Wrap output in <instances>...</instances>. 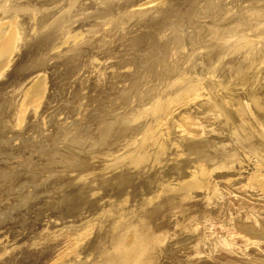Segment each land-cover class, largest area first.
I'll list each match as a JSON object with an SVG mask.
<instances>
[{
	"label": "rangeland",
	"instance_id": "obj_1",
	"mask_svg": "<svg viewBox=\"0 0 264 264\" xmlns=\"http://www.w3.org/2000/svg\"><path fill=\"white\" fill-rule=\"evenodd\" d=\"M27 1H31V0H27ZM32 1H31V3L32 4L36 3L35 6L37 5L39 8L36 6L37 10H34V12H35L34 14L30 13L32 11L24 12L23 13L24 17L21 16L22 18L19 20V21H21L22 19L23 20L25 19L24 21L22 20L23 22L22 21L21 22L23 23L24 26H26V28L28 27V25H27V24H29L28 22L31 23V25H30L31 30L28 28L30 30V32L28 29H26L24 27L25 28L24 32H23L24 39L23 38L22 39H23L25 44H23L24 47H22L18 53V54L21 53L20 55H18L20 57H18V56L14 57V59L12 60V64L9 67V69H7L0 76V249H1L0 250V264H72V263L73 264H79L80 262H81L80 264H83V263L88 264V263H92L97 258H99L98 260H99V262H101V260L104 258V256L106 254L110 255L113 252L112 247L114 246V243L112 244V240H111L113 238L112 236H116L120 232L121 233L124 232L125 234L127 233L126 230L123 231L122 228L117 227V224L115 225V223H114V221H116L115 218L119 215H120L119 216L120 218L121 217L123 218L124 214L126 215L127 213H128L127 215L130 216L131 211L137 212L138 209L140 208V206L142 207L141 198L140 199H137V198L141 197L142 194L140 193L139 196H136L137 198L136 197L132 198V200L134 199L133 201H130L131 198H128L127 202H123L124 197H122L118 200L117 197H115V196L110 197V195H106V194L104 195V194H102L104 192H102L101 190H100L101 192L99 190L95 191V187H94V186H96L95 184L90 185V182H87L86 185L89 189H90V186L93 187L92 188L93 190L91 191V193L89 192V189L87 187L85 189V194L87 193L88 195H90L88 198H89V200L91 199L90 201L88 200V202H90V204H92V205L95 204L96 202L97 203L93 206V209H94L93 212L94 213L88 217L89 219L87 218L89 220L88 221L89 224L88 223H87V225L84 224V221L87 220V219H85V220H82L83 221L82 226L85 228V225L87 227L88 225L93 224L95 227L92 225L93 226L91 229L92 232L90 231L89 238L85 242H83V244L80 246V248L78 249V251L75 255H70L67 258L65 257L61 261L59 260L60 257L62 256V252L67 248L66 242L63 239H61V237L64 235V233L70 227H73L75 230L77 229L76 227H78L79 230L81 229V225L80 224H78L79 226L77 225L78 222L73 224L75 227L67 224L68 222L72 221V219H70L72 217L66 216V211L64 210L66 208V205H65L66 203L63 202L64 201L63 196L65 193H68V192H71L74 190L78 191V188H79L78 185L81 182L79 180L80 178H77L76 176L78 175V171H81L82 169H84L85 172H89V171H92V169H94L93 172L94 173L98 172L97 174L100 173L99 175L103 176L104 180H115L114 179V178H116L115 176L119 175V173L117 174V172H121V174L124 173L123 175L125 177H127L128 180L130 179L129 180L130 182L135 181L138 183L141 180V182L143 183V180H144V182L146 181V184L148 186L150 185V188H152L155 191L157 190V192L154 191V193H151L150 195L145 196L146 198L148 196L150 198L151 197L154 198V197L158 196V198L155 199V202L153 200L152 206H150V205L148 206L149 210L152 209V210H150L151 213L149 212V210L146 209V213H145V211H143V213L140 212L141 215L139 216V218H141V217L144 218V216H146V215H147V217L149 216V219L152 217L153 219L148 220L150 225L148 224V221H147V224L150 226V230L154 231V232L156 230H158L156 232H158V233L160 232L164 236L163 243L161 242V244H160L162 248L160 247L159 250H156L155 254L159 255V258L161 256H163L165 259L163 257H161V259L158 258V261H159L158 264H166V263L167 264H194V263L195 264H264V243H263L264 237L261 238L262 241L259 240L261 237V236H259L260 235L259 232L262 231L260 226L264 225V223L262 222V221H264L263 220L264 219V214H263L264 211H262V209L260 211V213L262 212L263 215H261L260 213L257 214L258 212H256L257 218H255L256 222L255 221L254 222H255L256 226L260 229H258L256 227L257 231H254V229H252L253 230V232L251 231L252 233L247 231V229L244 230L246 233H251L249 235L254 236L252 241L259 242L258 246L251 245L247 242L244 243L243 239L239 238L238 236L229 235L227 233V229H228V227L230 228L231 226L234 228L237 227V229H240L239 226H236L237 224L235 223V221L232 220V218L241 217L242 221L244 219V222L245 221L248 222V220H250V218H252V216H251L252 214L251 215H250V213L249 214L247 213L248 215L246 214L247 217H249V219L244 218L242 214H234L235 213L234 209L237 207V203L235 204V202L233 200H231L230 198H229L230 200H226V201H228L227 203L225 200H222V201H217V203H215L216 205L215 204L213 206L211 204L208 205V203H206L205 201H202V199H200L201 196L199 195V193L196 189L195 190L197 192L195 190L193 191V189L190 190V189L185 188L184 182H183L185 180L184 179L185 177L183 174H182L183 177L180 176L181 173L184 172V174H185V171L189 170V168L192 166L191 164H197L198 162L201 163L204 161L205 162L207 161L206 163H210V162L211 163H213V162L223 163V161H224V163H225L227 160H229L227 156L230 157V155H226V158L224 157V155L227 154V152H228V150H226V148H225L226 142H224V141L226 139H224V137L220 136V138H219L220 141L217 140L218 139L217 138V139H214V140H217L214 142H212L213 140L210 139L209 141L212 142L211 145L206 143V141L205 142L201 141L202 143L201 142H195L193 144H189V145L187 144L188 146L186 145L185 147H181L180 151L178 153L181 154L182 157L180 156V158H182L183 160L180 158H177V159L171 161L172 165L170 164V162H167L168 163L167 165H164L163 162H162L163 163L162 164L160 161L161 160L163 161L165 159V156H163L164 158L162 157V159H159V161L157 163V166L163 165V168L161 167V170H160L159 166L158 167L156 166V163H155L156 160L154 158H153L154 160L152 159L151 153L153 154V149L150 148L151 146L150 145L148 147L144 146L146 149L147 148L150 149L151 153L147 154L149 152L146 153V151H149V150L148 149L146 150L142 145H140V144H142V142H143V145L147 144V142H145V139H144V135H146V131L148 130L146 128L154 125V124H152L150 117L147 116L148 114L146 115L145 109L148 108L149 102L152 100L153 101H155V100L160 101L162 98H164L160 102H162V103L165 102V100L169 96V92L173 89L172 86L175 87L176 85L179 84L178 81L180 82V80L176 79L178 74H184L185 76L182 80H185V79L189 80L190 79L191 82H195V83H192L195 86H198L200 82L203 83V84L200 83L201 88H202V85H204L203 80L205 79V83H207V82L208 83L205 84L206 86L204 85V87H203L204 90H207V87L210 85L209 87L212 86V88H209V87L208 88L211 92L213 90L215 94L217 92H219V94L220 93L223 94V92H224V94H226V90H227L226 88L227 87L224 86V82L220 79V77L218 78L219 79L218 80L217 77L215 75H213L212 73H213L214 69L215 70L218 69V70H222V71L224 69L225 70L227 69V71L224 70L225 71L224 73H228L229 68H230L229 70L231 71L234 69H238L240 67L241 68L246 67L248 62H250V60H252V59H250L252 50H251V52H250V50L248 51L249 56H247V57H248L249 61L246 60L247 59L246 55H248L247 52L245 54L246 59L243 57L244 53H245L243 50L244 49L243 47H244V44L246 42H243L242 39L240 38V36L245 35L247 33H250L251 31H256V30L261 31L262 29H263V31H261V32L264 34V19L263 20L261 19L262 18L261 16L264 17V8H263L264 7V0H229V1L228 0H224V1L223 0H172V1L171 0H163V1L162 0H61V1L60 0L59 1L58 0H52L53 3L51 2L50 3L51 5L48 4L50 2V0H47V1L46 0H38V2H37V0H35V1L32 0ZM41 1H43V2L46 1V2L43 3ZM54 1H56L57 4L54 3ZM64 1H65L66 5H64V3H63ZM225 1L228 4L225 3ZM27 3H25L26 6H28ZM59 3H61V4H59ZM235 3L238 4L239 6L241 5L242 7L235 5ZM241 3H244L245 5H243ZM39 4L41 5V7L39 6ZM45 4H47V6ZM223 4H224V6H223ZM249 4L251 5L252 10L249 9V7H250ZM259 4H260V6H259ZM62 5H64V6H62ZM230 5H231V10H230ZM246 5L249 9V12L252 11L250 14L249 13L247 14L246 10H248V9H246L247 8ZM262 5H263V7H262ZM59 6H60V8H59ZM61 6L63 8L65 6L66 7L63 9ZM234 6L237 8H235ZM42 7H43V9H42ZM238 7L241 8L240 10L242 12H240V10H238L239 9ZM253 7L255 8V10H258V12L255 11V14H254V8ZM261 7H262V9H261ZM51 8H53L54 11ZM39 9H40V11H38ZM62 9H63V11H62ZM242 9H244L245 13L243 12ZM59 10L61 11L60 13H58ZM217 10H218V13H217ZM219 10H221V11H219ZM223 10H225V11H223ZM232 10H234V12ZM50 11H52V14H50L52 17L50 15H47L50 13ZM222 11H223V14H222ZM227 11H228V13H227ZM260 11H261V13H259ZM53 12L54 13L56 12L57 14H54ZM225 12L229 15L225 14ZM230 12H232V13H230ZM238 12H240V14ZM256 12H257V14L259 13L258 16L261 15V16H259L261 20L260 19L258 20V16L256 15ZM41 13L42 14L44 13L45 15H47L48 16L47 19L48 18L49 19L47 20L46 18H43L45 15L42 16ZM112 13L113 14L116 13V14H114V17L112 15ZM119 13H121V14H119ZM36 14H38V16ZM109 14L111 15L112 18H110ZM136 14H137V16H136ZM28 15H29V17H28ZM32 15H34V16L30 17ZM107 15H109L108 17L110 19L107 17ZM216 15H217V17H220V15H221L222 17H225V18L223 19L221 17V18H219L221 20H218ZM254 15H256L257 17ZM116 16H118V17H116ZM247 16H248L249 20H250V18H254V19H251L249 21ZM251 16H254V17H251ZM59 17H61V18L63 17L64 20L62 21L61 25L57 28L58 31H56L54 34H52L50 37H48L45 40L43 39L44 37L39 38V35H41V33H42V29H45L46 26L50 25L49 23L51 21H53V20L56 21L57 19H59ZM232 17H234V18H232ZM32 18H34V19H32ZM51 18H53V19H51ZM106 18H108V19H106ZM117 18H118V20H117ZM120 18H122V19H120ZM245 18H246V20H245ZM214 19L215 20L217 19V20L215 21ZM255 19H256V21H255ZM35 20H37V21H35ZM42 20H43V22H42ZM48 21H50V22H48ZM113 21H115V22H113ZM211 21H212V23H211ZM241 21L244 22L245 25H243ZM257 21H259L258 25L256 24V23H258ZM36 22H37V24H36ZM110 22H112V23H110ZM250 22H252V24ZM99 23H100V25H99ZM253 23L257 26V28H256V26H254ZM38 24L40 27L37 26ZM232 24L236 25L237 28L232 26ZM239 24L240 25L242 24V25L240 26ZM107 25L109 26V28ZM259 25H260V27L261 26L262 27L259 28ZM34 26H35V28H34ZM242 26L246 30L247 29H249V30L245 31ZM248 26H250V27L246 28ZM41 27H44V28H41ZM65 27H66L67 36H68V33L69 34H72V32L77 33V34H79V36L81 35L79 37V39L81 41L78 39L75 42L73 40H69L68 41L69 43L73 41L72 43H74V44H72V43L69 44L67 42V44H68V46L66 45L67 47L65 45H63V46L60 45L61 48L62 47H65V48H62V49L59 48L57 50H54L55 49V46H54V48L51 49L53 44H54V41L56 39L55 37L59 34L60 29L65 28ZM90 27L97 28V29H93V28L91 29ZM72 28H73V31H71ZM68 29H69V31H68ZM76 29H77V31H76ZM86 29H88V30H90V32L91 31L92 32L90 33L88 31V33H87ZM82 30H84V31H82ZM32 31H34V32L32 33ZM123 32H124V34H123ZM245 32H247V33H245ZM240 33H242V35ZM84 34H86V35H84ZM90 34H92V35H90ZM263 34L260 35L261 36L260 39L258 38L259 42L261 43V41H262V43L261 44L259 43L257 45L258 48H261V46H262V49L264 48V40H263L264 37H262V36H264ZM31 35H32V38L29 39V37H31ZM87 35H89V36L87 37ZM238 35H239V37H238ZM248 36L245 35L244 37H246V39H247ZM40 37H42V36H40ZM119 37L121 39H119ZM220 37H222V39ZM91 38H93L94 40ZM135 38H136V40H135ZM106 39H108V40H106ZM226 40H230V41L232 40V41L231 42L228 41V42H230V44L228 45V42ZM234 40H236V42ZM78 41H80V42H78ZM133 41H135L136 44ZM218 41L220 42V44ZM241 41H242V43H241ZM115 42H117V43H115ZM186 42H188V43H186ZM233 42H235V43H233ZM113 43H115V45ZM210 43H212V44H210ZM221 43H222V46H220ZM154 44H156V45H154ZM192 44L194 47L192 46ZM214 44L217 46L215 47ZM238 44H241L240 46L242 48L240 46L238 47ZM242 44H243V46H242ZM185 45H187V46H185ZM196 45L198 47H200L199 49H197L199 52L202 50L201 48H203L204 53L207 52V50H210V48L211 49L213 48V50L215 49L213 51L214 53L211 50V51L207 52V55H206V53L201 55L203 53V51H201L199 53L195 49V48H198ZM207 45L208 46L210 45V47H207ZM234 45H235V47H234ZM154 46H155V48L157 47V50L154 49ZM202 46H205V47H202ZM219 46L221 49L223 48V50H221L219 48ZM165 47L169 48L170 50L172 49V50L170 51L168 49H165ZM183 47L187 51V52L185 51L186 54L183 53L185 50ZM217 47H218V49H217ZM108 48H110L109 51H108ZM159 48H161V49H159ZM192 48H193V50H192ZM205 48H206V50H205ZM229 48L231 49V51L229 50ZM162 49H165V50H162ZM187 49L188 50L191 49V50L188 51ZM216 49H217V51H216ZM224 49H225V51H224ZM238 49L239 50L241 49V51L239 52L240 54L238 53V51H239ZM51 50H53V51H51ZM58 50H60V52ZM173 50L178 51V52H174ZM180 50L183 51V52L181 51L183 54L181 52H179ZM234 50L235 51L238 50V51L235 52ZM50 51L52 53H50ZM163 51H166L167 56H166V53ZM167 51H170V52L168 53ZM193 51L196 52L195 55L192 53ZM215 51H216V53L219 51V53H217L218 57H216ZM47 52H49V53H47ZM220 52L221 53L227 52L230 55L226 53V55L224 57V56H222V54ZM170 53H171V55H175V56H173L175 58H173L171 55L168 56V54H170ZM47 54H49L48 55L49 57L52 54L53 55L51 56L50 59H48ZM64 54H66V55H64ZM157 54H159L158 56H160V57H158ZM178 54H179V56H178ZM180 54L182 56V59L185 60L183 64H182L183 61L180 58ZM198 54H200V56ZM183 55H185L184 57H186V59L183 58ZM253 55H256V54H254V52H253ZM96 56H98V58H96ZM176 56H177V58L178 57L179 58L177 59ZM189 56H191L190 57L191 59L188 58ZM198 56H199V58H198ZM206 56H210V57L206 58ZM220 56L222 59L220 58ZM233 56H234V59H233ZM104 57L105 58L108 57V58L105 59ZM170 57L173 59L172 60L169 59ZM194 57L197 60L194 59ZM109 58L113 59V60H109ZM201 58L204 60H202ZM223 58L224 59L226 58L227 60H229L231 58V60H233V61H230V63L225 64L226 59L224 60ZM93 59H94V61H93ZM144 59H146V61ZM166 59H168L169 61H166ZM176 59H177V61H176ZM200 59L202 61L198 62ZM219 59H220V61H219ZM99 60L100 61L102 60L103 64H105V62H106V65L104 68H103L104 65L103 66L101 65L102 61H101V63H99L100 62ZM114 60H115V62H114ZM173 60H175V61H173ZM214 60L219 61L221 63H219V62L214 63ZM243 60L247 61V62H244ZM86 61H90L89 64ZM112 61H113V63H112ZM137 61H138V63H137ZM139 61L141 63H139ZM195 61L200 66L197 65L195 63ZM85 62H86V64H85ZM107 62L108 63L111 62V63H109L110 66L107 65L108 64ZM127 62H129V63L125 64ZM143 62H145V63H143ZM158 62H160V63H158ZM162 62L164 63V65L161 64ZM167 62H169V63H167ZM174 62L181 63V64H179L180 67L178 66V64H176ZM202 62H203V64L201 65ZM209 62H210V64H209ZM231 62H233L234 65ZM95 63L97 65L100 64L101 66L100 67L98 66V67L100 69L102 68L103 70L101 69L102 71L100 70V72H98L99 68L97 67V65ZM240 63L241 64L243 63V65H241ZM111 64H112V66H111ZM123 64L126 65V67L123 66ZM135 64L137 65V67ZM138 64H140V65H138ZM195 64H196V67H195ZM204 64H206V65L204 66ZM114 65H117V66L113 67ZM118 65L121 69L123 66V69H122L123 71L119 70ZM131 65L133 67H131ZM145 65L149 66V67L147 68ZM155 65H157V66L159 65L158 68L161 66L160 67L161 72L159 71V69ZM170 65H172V66L174 65V67H171ZM182 65H184V66L182 67ZM191 65H193V68ZM208 65H211V66H208ZM262 65L263 64H260L259 67H261ZM107 66H109L111 68H109ZM128 66L131 67V70L127 69V68H129ZM164 66L165 67L167 66V67L164 68ZM169 66L172 68L170 73L168 72L171 69V68L169 69ZM227 66H229V67H227ZM45 67L48 70V77H49L50 83H51L50 85L53 84L52 85L53 87L52 86L50 87L51 93H53V94H51L50 101L47 103V105L44 107V109L43 110L41 109L40 111H38V114H40V113H42V114H40L38 116L36 115L37 117L36 116L33 117L32 118V120L34 119L33 121L32 120L27 121L29 119L28 118L29 113H28V116L26 115V117H25L24 124H22L19 128L16 126V124H14L15 123V121H14V108H13V104H11V98L13 96H15L16 93L18 92V89L22 88V86L26 83V81H27V79H28V77L32 71H34L35 69H39V68L45 69ZM175 67H177V68H175ZM184 67H186V69ZM89 68H93V69L90 70ZM114 68L115 69L117 68L116 71L114 70ZM156 68L158 69V72H160V73H158L157 71L155 73V70H157ZM195 68H196V70H195ZM80 69H82V71ZM84 69L86 70V72ZM144 69L146 72H144ZM205 69H208V70H205ZM209 69L211 71L212 70L213 71L211 72ZM88 70H89V72H88ZM105 70H107L108 72H106ZM113 70H114V73H113ZM151 70H152V72L149 73V71H151ZM166 70H168V71H166ZM199 70H200V72L201 71L203 72V70H204V72H203L204 74L199 72V77L201 79L197 77ZM118 71L121 73H119ZM172 71H174V72H172ZM179 71L180 72L182 71V73H180ZM186 71H189V72H186ZM208 71H210V73H207ZM101 72H103L104 77L102 76L103 74ZM183 72H185V73H183ZM89 73L91 74L90 76L88 75ZM109 73L110 74L112 73L114 75V76L111 75L112 76L111 78L109 77L110 80H109V78L108 79L106 78L107 76H109ZM127 73H128V75H127ZM186 73H187V75H189L191 73L189 76L190 77L192 76V77L190 78L189 76L186 75ZM166 74H167V76H166ZM168 74H169V76H168ZM171 74H174V75H171ZM193 74H194V76H195V74L197 75V76H195V79L193 77ZM207 74H210V75L208 76ZM95 75L97 76V78ZM121 75L125 76V77L127 76V77H126V79H124L125 77H123V78L120 77L119 78V79H121L120 80L121 83H120V82H118L117 76L119 77ZM87 76L90 77V78H88V79H91L90 81H93L95 83L96 87L93 85L94 84L93 82H89V80L88 81L85 80L87 78ZM128 76L130 77L129 78L130 80L128 79ZM205 76H206V78H205ZM212 76L214 79L212 78ZM203 77H204V79H203ZM74 79H75V81H74ZM103 79L107 80L106 83H104ZM114 79H115V83H116V84L114 83L115 85H113V83H112V82H114L113 81ZM123 79L126 82H124ZM173 79H175V81ZM192 79H193V81H192ZM207 79H209V80H207ZM80 80L83 81L84 85L82 84V81H80ZM212 80L213 81L216 80V81L212 82V83L210 82L211 83L210 84L209 81H212ZM86 81L89 84L90 83H92V84L89 86V84L88 85L86 84L87 83ZM96 81H97L98 85H96ZM216 82L218 83L217 85L219 87H220V85H222V86L219 88L216 85ZM79 83L81 84V86H83V89L81 86L78 88ZM166 83H168V84H166ZM102 84H103V89H101ZM107 84H108V86H107ZM137 84H139V85L137 86ZM196 84H198V85H196ZM100 85H101V87H100ZM110 85L112 86V88ZM159 85H161V86H159ZM166 85H167V87H166ZM170 85H171V88H169ZM200 85L198 86L199 88H200ZM74 86H75V88H73ZM106 86H107V88H106ZM141 86H142V88H145V89L143 90L141 88ZM158 86L160 88H162L163 91ZM162 86H164V87H162ZM214 86L216 87V89ZM59 87H61V88H59ZM104 87H105V90H104ZM113 87H114V89H113ZM155 87H157L156 88L157 90L155 89ZM116 88H117V90H116ZM136 88H137V90H136ZM138 88H139V90H138ZM140 88L142 89L141 90L142 92L140 91ZM163 88L165 89V91ZM221 88H225L226 90L221 89ZM59 89H60V92L58 91ZM95 89H97V90H95ZM151 89H152V91H151ZM50 90H49V92H50ZM100 90L101 91L103 90V91L101 92ZM118 90H120L121 92ZM129 90L131 93H128ZM209 90H208V93H211ZM215 90H217V91H215ZM222 90H224V91H222ZM134 91H135V95L132 96L134 94ZM137 91H140V92H137ZM161 91L164 95L161 93ZM92 92H94V94ZM118 92H120V94ZM124 92L126 94L127 93L128 94L125 95ZM149 92H151V94L145 96L147 93L149 94ZM155 92H158L157 93L158 95L154 94ZM81 93L83 94V96ZM143 93L145 94L144 96H143ZM179 93L181 94L182 91L175 92L176 95L173 94L174 96L171 95V96H169V98L177 97L178 95H180ZM211 94H213V92ZM123 95L125 97H123ZM154 95L157 99L156 98L154 99ZM85 96H88V97H85ZM98 96L100 98H98ZM120 96L124 100H122L120 98ZM95 97L97 98V100ZM130 97H131V100H130ZM146 97H147V100H146ZM93 98H94V100H93ZM125 98H127V99H125ZM100 100L102 102L101 104L99 103ZM145 101H146V103H145ZM84 106H91L92 108H94V109H91V111L89 113L90 116H88V117H93V118L96 117L95 120L88 122L87 120L89 118H84V120L86 119L85 121H87V122H85L83 119H81V117L79 116L78 113L80 112L81 108ZM180 110H175L176 112L174 111L173 113L176 114L177 111L179 112ZM135 116H136V118H135ZM26 118H27V120H26ZM130 119H132V120L130 121ZM56 120H58L60 123L58 121L56 122ZM63 121L66 123V125L64 124ZM29 122H30V124H29ZM52 122L53 123L56 122L55 123L56 125L53 124ZM43 123L45 125H43ZM67 123H68V125H67ZM58 124H60V125L58 126ZM148 124H149V126H147ZM130 125H132V126H130ZM145 126H147V127H145ZM112 129H113V131H112ZM108 131H109V133H108ZM113 132H114V134H113ZM119 133H120V135H119ZM142 133H144V135ZM92 134H94V136ZM107 134H108V136H106ZM91 135H92V138H91ZM63 136H65V137H63ZM97 136H99V137L97 138ZM61 137H63V138H61ZM139 137L141 139L140 141L138 140ZM131 138L135 140V142H133L134 144L132 143L133 140ZM142 138L144 139V141L142 140ZM221 138H222L223 142L221 141ZM86 139H88V140H86ZM126 139H127V142H126ZM136 139L138 140V142L136 141ZM83 140H85L87 142L89 141L91 143H88L89 145H87L86 143L82 142ZM116 140H118V141H116ZM119 142H121V143H119ZM199 143H201V144L199 145ZM217 143H221V144H217ZM117 144H120V145L122 144L121 146L123 147V151H122V149H121L122 147L120 145H118V147H117ZM126 144H129V145H127L128 147L124 146ZM130 144H132L133 147ZM202 144H204V145L207 144V145H205L203 147ZM214 144H216V145H214ZM90 145H92V147ZM109 145L112 146L113 148L112 147H110V149H109V147L107 148V146H109ZM134 145H137V147ZM197 145L199 146L198 151H197V148H198ZM212 145H214L215 147L214 146L211 147ZM220 145H222L224 147V149ZM189 146H190V148H189ZM206 146L208 149H205ZM216 146H218V147H216ZM247 146H251V145H247ZM247 146H244V150H242V152H244L246 154L251 152L252 153L251 155H254L255 154V147L252 146L254 149V151H253V149L251 147L249 150L248 149L249 147L247 148ZM51 147H53V148H51ZM129 147H131V148H129ZM134 147H136V149H134ZM139 147H140V150L141 149L143 150V153H142V151L140 153L141 154H147L148 156L147 155H144V156L141 155L138 152V151H140ZM191 147H193V149ZM209 147H211V148H209ZM124 148H126V149L129 148L128 150H130V149L131 150L129 152H127L128 150L125 149L126 150V153H125ZM186 148L188 149V151L184 150ZM215 148H216V150H215ZM181 149H182V151H181ZM217 149H219V150H217ZM133 150H138V151L133 152ZM201 150H203V152H201ZM223 150H225V151H223ZM119 151L122 152L123 156L121 155V152H119ZM196 151L201 154V155L199 154L198 156L203 157V158L205 157L204 160L201 161L202 158H200V157H198L200 159V160H198V158H197L198 153ZM100 152H103V153L100 154ZM188 152H190L192 154H189ZM217 152H218L219 156H221L220 158L218 157L219 158L218 161H217L218 154H216ZM48 153H50V154H48ZM93 153H94V155H93ZM124 153L126 154V157H124V155H125ZM129 153L130 154L132 153L130 156L131 160L129 159L130 161L128 160L129 155H130ZM137 153H139V154H137ZM185 153L186 154L188 153V154L186 155ZM207 153H208V157H207ZM111 154H114V155L112 156ZM213 154H214V156H213L214 159L212 157ZM102 155H103V157H102ZM190 155L193 156V158L190 157ZM210 155L212 157V158L210 157L211 159L209 158ZM98 156L103 161L99 160ZM145 156H146V160L144 159ZM122 157H124V161L127 159L126 160L127 162H124ZM88 158L90 161H88ZM134 158L135 159L137 158L135 160V162H139V163H138L137 167H135L136 165L133 166L134 169L132 170L133 171L132 172L131 171L132 168L130 165H134ZM148 158L149 159L151 158L150 162L148 161L149 160ZM189 158H192V159H189ZM206 158L210 159V162H208L209 160H206ZM85 159L87 160V163H85V161H86ZM138 159H140V160L138 161ZM178 159H180V160H178ZM110 160H112V161H110ZM114 160H115V162H114ZM141 160H145L146 161L145 163L148 162L147 164H145V167H143L144 165H142V164H144L143 163L144 161H141ZM184 160H186V161H184ZM190 160L192 161V163ZM214 160H216V161H214ZM174 161H175V163L176 162L177 163L175 164ZM116 162H118V163H116ZM130 162L133 164H130ZM153 162L155 165L153 164ZM193 162H195V163H193ZM75 163H76V165H75ZM127 163H128V165H127ZM184 163L186 164V166ZM87 164L89 165V167L87 166ZM91 164L94 166L93 167L90 166ZM107 164H108V166H106ZM112 164H114V165H112ZM148 164L150 166H148ZM188 164H190V166L187 167ZM126 165H127V167H129V166L130 167L127 168ZM140 165H142V166H140ZM178 165H180V167ZM182 165H183V167H182ZM104 166H105L104 170L107 169L105 172H103V169H102ZM109 166H112V167L110 168ZM123 166H124V169H123ZM172 166H175V167H172ZM118 167H119L120 171H119V169L117 170ZM147 167H148V169H149V167H151V168L156 167L157 169L156 168H155V170L153 169L152 172L153 171H155V172L152 173V172H150L151 171V168H150L149 169L150 175H149V173L147 171L148 169H146ZM135 168H136V170H135ZM143 168H145V169H143ZM173 168H175V169H173ZM75 169L77 170V173L74 172V171H76ZM101 169H102V171H101ZM137 170L139 171V173H136V172H138ZM108 171H110V172H108ZM175 171H177V172H175ZM85 172H83V173H85ZM102 172L104 175L102 174ZM111 172H116V174L115 173L113 174ZM129 172L134 175L133 176L131 174V176H133V177H135V175L138 174L136 176L137 179L131 177ZM169 172H170V174H172V177L169 174ZM24 173H25V175H24ZM79 173H81V172H79ZM140 173H141V175H140ZM173 173L174 174L180 173V174L173 175ZM156 175H157V178H155ZM160 175L163 178H165V177L166 178H173L174 176H177V177L180 176L181 179L179 178L180 180L178 179L177 181H175V183H173V185H171L172 187H170L169 189L167 188V190H166L165 187H167L168 182L167 181L166 182L161 181L162 178L159 179ZM138 178H140V179H138ZM153 178L155 179V181L157 180V182H155ZM66 180H68V181H66ZM152 180H153V182H152ZM153 183H156L157 185L153 184ZM180 183L183 184V187H182V185L180 186ZM152 184H153V186H152ZM154 185H156V188H158V189L153 188V187H155ZM176 185H178L180 187H178ZM173 187H178V188L174 189L175 190L174 192L179 193V191H180L179 195L181 197L183 196L182 199H181V197H179L178 194H177L178 198L173 197V195H172ZM70 188H71V190H70ZM171 188H172V190H171ZM161 189H163L162 190L163 192H160ZM180 189H183V190H180ZM184 190H186V191H184ZM127 191L130 192L131 190L127 189ZM168 191H169V193H168ZM239 191H240L239 192L240 194L249 195L248 192H245L243 190L242 191L239 190ZM181 192H183L182 195H181ZM97 193H98V195H97ZM160 194H162V195H160ZM196 194H197V196H195ZM81 195L83 196V193ZM94 195H95V197H94ZM103 196H104V198H103ZM107 196L109 197V199ZM160 196L162 197V199ZM184 196H185V198H184ZM114 197L116 198V200ZM142 197H143V195H142ZM188 197H190V198H188ZM193 197H194V199H192ZM135 198H136V200H135ZM153 198H151L150 200H152ZM111 199L113 200L112 202H111ZM188 199L189 200L191 199V200L189 201ZM196 199H198V200H196ZM243 199L248 200L246 198H243ZM138 200H139V202H138ZM194 200L196 201V203ZM162 201H165L166 203H168V204H166L168 206L165 207L166 205H160L161 204L160 202H162ZM179 201H180V204L177 203ZM98 202H99L100 206H99ZM101 202H102V204H101ZM113 202L115 204L116 203H118V204L115 205ZM122 202L124 204H122ZM170 202H171V205H169ZM219 202H221V203H219ZM135 203L136 204L138 203V204L135 205ZM158 203H159V205H157ZM108 204H110V205H108ZM126 204H127V206L129 205L127 208H126ZM175 204H176V206H175ZM228 204H230L231 209L235 207L234 209H232L234 211L230 212V211H228V209H226V208H228ZM122 205H124L125 207H123ZM155 205H157L159 209ZM223 205H224V207H223ZM232 205H234V206L232 207ZM133 206L135 208H133ZM137 206H139V207H137ZM169 206H171V207H169ZM108 207H109V209H108ZM113 207H115L116 210ZM155 207L157 208V210L155 209ZM161 207L162 208L165 207V209H161ZM118 208H119V210L117 213ZM122 208L123 209L125 208L127 210V212H125L126 210H123ZM153 209H155V210H153ZM216 209H217V211H216ZM226 210H227V212H226ZM83 211L84 210H82V212H80V214L82 213V215H85L84 213H87V212H83ZM147 211L150 214H148ZM157 211H159V212H157ZM108 212H109V214H108ZM113 212L115 213V216H114ZM153 212H154L153 215H155L154 217L152 216ZM165 212L166 213L169 212L170 214L169 213L166 214ZM58 213H60V214H58ZM143 214H145V215L143 216ZM157 214H158V217H157ZM58 215L61 218L63 216L64 217L61 219V218H58L59 217ZM138 215H139V213H138ZM138 215L135 214L133 216L134 219L132 218L131 221L136 220L135 222L138 223L139 222ZM94 216H95V218H94ZM160 216H162V217H160ZM211 216L213 218H211ZM219 216H223V217L220 218ZM75 217H77V216H75ZM78 217H80V216H78ZM261 217H263V219ZM65 218H67V219H65ZM77 218H76V220H77ZM93 218L97 222L94 221ZM128 218H131V216ZM160 219H161V221H160ZM209 219H210V221H208ZM228 219H230V220H228ZM169 220H173V221L169 222ZM152 221H154V222H152ZM207 221H208V223H207ZM257 221H259V223ZM158 222L160 225L158 224ZM260 222H262V224ZM175 223H177V224H175ZM230 223H232V224H230ZM228 224H230V226ZM62 225L64 228L62 227ZM98 225H99V228L96 227ZM58 226H60L59 227L60 230L58 229ZM101 226H102V228H101ZM157 226H158V229H156ZM164 226H166V227H164ZM179 226H182V227H179ZM195 226H196V228H195ZM61 227L63 229H65V228H67V229L62 230ZM83 227H82V229H83ZM153 227H154V229H153ZM96 228H97V230H96ZM93 229H94V231H93ZM98 229H99L100 233H102V235L101 234L98 235V233H99ZM102 229H104L103 232H101ZM194 229H196V230H194ZM58 230H59V233H58ZM61 230H62V233L64 231L63 234L61 233ZM84 230L85 229H83L82 231H84ZM105 230H106V232H105ZM263 230H264V226H263ZM76 231H78V230H76ZM96 231H97V233H96ZM108 231H110V232H108ZM112 231H114V232H112ZM241 231H242V229H241ZM200 232H202V233H200ZM238 232H239V230H238ZM43 233H45V234H43ZM108 233H109V235H108ZM94 235H97V236H94ZM193 235H194V237H192ZM110 236H111V238H110ZM190 236L192 238H190ZM90 237H92V238H90ZM256 238H258L257 239L258 241L256 240ZM164 239H166V240H164ZM199 239L201 241H199ZM192 241H195V242H192ZM219 242H220V244H224L225 248L222 246L220 247V244H218ZM225 243H226V245H225ZM260 243L261 244L263 243V244L261 245ZM105 244H106V246H105ZM187 244H188V246H187ZM192 244L193 245L197 244L198 246L197 245L193 246ZM111 245H112V247H109ZM200 245H201V247H200ZM227 245H230L231 247L227 246ZM19 246H20V248H19ZM98 246H101V247L98 248ZM226 246H227V248H226ZM95 247H97V248L94 249ZM193 247L195 250L193 249ZM195 247H197V249ZM100 248L102 249V251ZM229 248H231V250ZM105 249L107 251L104 252V255H102L103 254L102 252L105 251ZM168 249H169V251H167ZM171 249H173V250L170 251ZM81 250H82L81 253L86 252L87 254H80L81 255L80 256L79 253ZM159 251H160V253H159ZM94 252H96V253H94ZM206 252H209V253H206ZM163 253H164V255H163ZM202 253H204V254H202ZM170 254H172V255H170ZM89 255H90V257H93V256L95 257V258H93L94 259L93 261H91L92 259L89 257ZM206 255H207L208 259H207ZM174 256H177V257H174ZM86 257H88V259H85ZM82 258H83V260L84 259L85 260L84 261L81 260ZM230 259H232V260H230ZM259 259H261V260H259ZM98 260H95L93 263H98ZM77 261H80V262L78 263Z\"/></svg>",
	"mask_w": 264,
	"mask_h": 264
},
{
	"label": "bare ground",
	"instance_id": "obj_2",
	"mask_svg": "<svg viewBox=\"0 0 264 264\" xmlns=\"http://www.w3.org/2000/svg\"><path fill=\"white\" fill-rule=\"evenodd\" d=\"M32 1V0H31ZM31 1H27V0H0V76L7 70V69H9V67L11 66V64H12V60L14 59V57H16V56H18V55H20V54H18L19 53V51L21 50V48L22 47H24L23 46V44H25L24 43V41H23V39H24V35H23V32H24V29L26 28V26H24L23 25V21L25 20H21V21H19L22 17L21 16H23V13L24 12H27V11H32V12H30V13H35L34 12V10H37L36 8L38 7L37 5V7L35 6V4L33 3H31ZM35 1V0H34ZM47 1V0H46ZM46 1H44V2H46ZM59 1V0H58ZM61 1V0H60ZM163 1V0H162ZM172 1V0H171ZM224 1V0H223ZM229 1V0H228ZM28 2V3H27ZM33 2V1H32ZM37 2H38V0H37ZM41 2H43V1H41ZM43 2V3H44ZM49 2V1H48ZM47 2V3H48ZM52 2V0H50V2L48 3V4H50ZM150 2V1H149ZM148 2V3H149ZM153 2V1H152ZM165 2V1H164ZM216 2V1H215ZM231 2V1H230ZM243 2V1H242ZM247 2V1H246ZM249 2V1H248ZM25 3H27V5L28 6H26V4ZM53 3V2H52ZM54 3H56L57 4V2L56 1H54ZM64 3V5H66L65 4V1L63 2ZM67 3V2H66ZM154 3V2H153ZM161 3V2H160ZM219 3V2H218ZM223 3V2H222ZM221 3V4H222ZM225 3H227L226 1H225ZM31 4V5H30ZM55 4V5H56ZM59 4H61V3H59ZM68 4V3H67ZM158 4V3H157ZM228 4V3H227ZM240 4V3H239ZM241 4H243V5H245L244 3H241ZM247 4V3H246ZM46 6H47V4H45ZM51 5V4H50ZM64 5H62V6H64ZM145 5V4H144ZM162 5V4H161ZM234 5V4H233ZM235 5H237V6H239L238 4H236L235 3ZM250 5V4H249ZM26 6V7H25ZM39 6L41 7V5L39 4ZM44 6V5H43ZM58 6V5H57ZM61 6V7H62ZM159 6V5H158ZM221 6V5H220ZM223 6H224V4H223ZM257 6V5H256ZM259 6H260V4H259ZM49 7V6H48ZM51 7V6H50ZM54 7V6H53ZM66 7V6H65ZM64 7V8H65ZM138 7V6H137ZM161 7V6H160ZM218 7V6H217ZM235 7V6H234ZM239 7H242L241 5L239 6ZM238 7V8H239ZM246 7H247V5H246ZM262 7H263V5H262ZM262 7H261V9H262ZM39 8V7H38ZM56 8V7H55ZM59 8H60V6H59ZM63 8V7H62ZM63 8V9H64ZM139 8V7H138ZM235 8H237V7H235ZM254 8V7H253ZM264 8V7H263ZM41 9V8H40ZM40 9L38 10V11H40ZM42 9H43V7H42ZM47 9V8H46ZM53 11H54V9L53 8H51ZM63 9H62V11H63ZM225 9V8H224ZM228 9V8H227ZM233 9V8H232ZM241 8H239L238 10H240ZM245 9V8H244ZM244 9H242L243 10V12L245 13V11H244ZM246 9H248V7L246 8ZM249 9H251V5H250V7H249ZM249 9L248 10H246L247 11V14L249 13H251L252 11V9L250 10L251 12H249ZM260 9V10H261ZM144 10V9H143ZM150 10V9H149ZM230 10H231V5H230ZM236 10V9H235ZM43 11V10H42ZM56 11V10H55ZM142 11V10H141ZM219 11H221V10H219ZM223 11H225V10H223ZM223 11H222V14H223ZM233 12H234V10H232ZM255 11H257L258 12V10H255V8H254V14H255ZM262 11V10H261ZM261 11L259 12V13H261ZM37 12V11H36ZM46 12V11H45ZM61 11L59 10V12L58 13H60ZM204 12V11H203ZM237 12V11H236ZM240 12H242L241 10H240ZM240 12H238L239 14H240ZM257 12H256V15L258 16V14H257ZM263 12V11H262ZM29 13V14H30ZM39 13V12H38ZM54 13V12H53ZM217 13H218V10H217ZM221 13V12H220ZM227 13H228V11H227ZM226 12H225V14H227ZM230 13H232V12H230ZM42 14V13H41ZM50 14H52V11H50V13L49 14H47V15H50ZM54 14H57L56 12L54 13ZM114 14H116V13H114ZM114 14L112 13V15H113V17H114ZM119 14H121V13H119ZM118 14V15H119ZM144 14V13H143ZM147 14V13H146ZM221 14V15H222ZM242 14V13H241ZM253 14V13H252ZM263 14V13H262ZM37 16H38V14H36ZM43 15H45L44 13L42 14V16ZM47 15H45L43 18H46L47 19ZM110 15V14H109ZM109 15H107V17L109 16ZM126 15V14H125ZM142 15V14H141ZM220 15V17H217V15H216V17H217V19L218 20H221V19H219V18H221L222 16ZM227 15H229V14H227ZM256 15H254V16H256ZM34 15H32V16H30V17H33ZM36 16V17H37ZM40 16V15H39ZM51 16V15H50ZM122 16V15H121ZM124 16V15H123ZM127 16V15H126ZM136 16H137V14H136ZM143 16V15H142ZM225 16V15H224ZM246 16V15H245ZM244 16V17H245ZM254 16H251V17H254ZM256 16V17H257ZM259 16H261V15H259ZM258 16V20L260 19V17ZM24 17V16H23ZM28 17H29V15H28ZM41 17V16H40ZM52 17V16H51ZM116 17H118V16H116ZM235 17V16H234ZM234 17H232V18H234ZM239 17V16H238ZM262 18V20L264 19V17L263 16H261ZM63 18V17H62ZM61 17H59V19H57L56 21H48V22H50L49 24L50 25H48V26H46V28L45 29H42V33H41V35H39V38H43L44 40L45 39H47L48 37H50L52 34H54L56 31H58V27L61 25V23H62V21L64 20V18L62 19ZM109 18V17H108ZM108 18H106V19H108ZM110 18H112L111 17V15H110ZM109 18V19H110ZM223 19L225 18V17H222ZM227 18V17H226ZM240 18V17H239ZM247 18H248V16H247ZM27 19V18H26ZM32 19H34V18H32ZM36 19V18H35ZM41 19V18H40ZM39 19V20H40ZM45 19V20H46ZM49 19V18H48ZM47 19V20H48ZM51 19H53V18H51ZM116 19V18H115ZM114 19V20H115ZM120 19H122V18H120ZM119 19V20H120ZM168 19V18H167ZM216 19V20H217ZM222 19V20H223ZM237 19V18H236ZM243 19V18H242ZM251 19H254V18H250V20ZM257 19V18H256ZM256 19H255V21H256ZM260 19V20H261ZM29 20V19H28ZM113 20V19H112ZM117 20H118V18H117ZM210 20V19H209ZM215 20V19H214ZM215 20V21H216ZM240 20V19H239ZM245 20H246V18H245ZM248 20H249V18H248ZM247 20V21H248ZM249 20V21H250ZM30 21V20H29ZM34 21V20H33ZM35 21H37V20H35ZM109 21V20H108ZM127 21V20H126ZM232 21V20H231ZM41 22V21H40ZM42 22H43V20H42ZM46 22V21H45ZM101 22V21H100ZM113 22H115V21H113ZM122 22V21H121ZM242 22V21H241ZM246 22V21H245ZM253 22V21H252ZM252 22H250L251 24H252ZM258 23H256L257 25L259 24V21H257ZM261 22V21H260ZM29 24H27L28 25V27L26 28V29H30V25H31V23L30 22H28ZM39 23V22H38ZM109 23V22H108ZM110 23H112V22H110ZM200 23V22H199ZM209 23V22H208ZM211 23H212V21H211ZM215 23V22H214ZM237 23V22H236ZM248 23V22H247ZM36 24H37V22H36ZM47 24V23H46ZM242 24L243 25H245V23L244 22H242ZM241 24V25H242ZM249 24V23H248ZM254 24V23H253ZM34 25V24H33ZM99 25H100V23H99ZM113 25V24H112ZM240 25V24H239ZM238 25V26H239ZM240 25V26H241ZM247 25V24H246ZM261 25V24H260ZM260 25H259V28H261L260 27ZM263 25V24H262ZM38 27H40L39 26V24L37 25ZM108 26V25H107ZM172 26V25H171ZM230 26V25H229ZM232 26H234V27H236L237 28V26L236 25H233L232 24ZM254 26H256L255 24H254ZM25 27V28H24ZM96 27V26H95ZM233 27V28H234ZM243 27V26H242ZM250 26H248V27H246V28H249ZM34 28H35V26H34ZM41 28H44V27H41ZM91 29L93 28V27H90ZM108 28H109V26H108ZM231 28V27H230ZM244 28V27H243ZM242 28V29H243ZM254 28V27H253ZM256 28H257V26H256ZM258 28V29H259ZM28 29V30H29ZM93 29H97V28H93ZM99 29V28H98ZM128 29V28H127ZM241 29V30H242ZM27 30V31H28ZM31 30V29H30ZM30 30H29V32H30ZM38 30V29H37ZM87 30V33H88V31L90 32V30H88V29H86ZM233 30V29H232ZM244 30L245 31H248L249 29H245L244 28ZM254 30V29H253ZM68 31H69V29H68ZM67 31V32H68ZM71 31H73V28H72V30ZM70 31V32H71ZM76 31H77V29H76ZM82 31H84V30H82ZM81 31V32H82ZM94 31V30H93ZM261 31H263V29L261 30ZM261 31H251L250 33H247V32H245V33H247V34H245V35H249L248 37H247V39H246V37H244L245 35H242V33H240L242 36H240V38L242 39V41L243 42H246L245 44H244V58H245V54H246V52L248 53V55H246V57L247 56H249V50H250V52H251V50H252V53H251V56H250V59H252V60H250V62H248V64H247V66L246 67H243V68H238V69H234V70H229L228 69V73H224L225 71H227V69L224 71H222V70H218V69H214V71H213V75H215L216 77H217V79L220 77V79L224 82V86H226L227 88V90L225 89V88H221V89H225L226 90V94H224V92H223V94H219V92H217L216 94L214 93V91L212 90V92H213V94H211L212 92L209 90V88H212V86L211 87H209L208 85V87H207V90H204L203 89V87H204V85L205 84H207V83H205V79H204V77H203V81H204V85H202V88H201V85H200V83H199V85H200V88L198 87L199 85L198 84H196V85H198V86H195L194 84H192V83H195V82H191L190 81V79L188 80V79H185V80H182L183 78H184V74H178V76L176 77V79L177 80H180V82L178 81V85H176L175 87L174 86H172L173 87V89L169 92V96H171V95H173V94H175V92H180V91H182V93L180 94V95H178L177 97H173V98H169V96H168V98L165 100V102L164 103H162V102H160L162 99H164V98H160L161 100L159 101V100H155V101H150L149 102V105H148V108H146L145 109V113H146V115L147 116H149L150 117V119H151V122H152V124H154L153 126H151V127H148V128H146V129H148L147 131H146V135H144V133H142L143 135H144V139H145V142H147V144L145 145H143V142H142V144H140V145H142L143 147L144 146H151L150 148L151 149H153V154L150 152V149H148L149 151H146V153L147 152H149V153H147V154H150L151 153V156H152V159L154 158L156 161H155V163H156V166H157V163H158V161H159V159H162V157L163 156H165V159L162 161H160L161 163L163 162L164 163V165H167L168 163L167 162H170V164L172 165V162L171 161H173V160H175V159H177V158H180V156H181V154H179L178 152L180 151V148L181 147H185L187 144L189 145V144H193V143H195V142H201V141H206V143H208V144H210L211 145V143L212 142H214V141H217V140H219V138H220V136L221 137H224V139H226L224 142H226V144H225V148H226V150H228V152H227V154H225L224 155V157L226 158V155H230V157L229 156H227L228 157V159L229 160H227L225 163H224V161H223V163H217V162H213V163H211L210 162V159L214 156V154L212 155V157H211V155L209 156V158L210 159H207L206 158V160H209L208 162H210V163H206L205 161L204 162H198L197 164H191L192 166L189 168V170H187V171H185V174H184V172L183 173H181V177H183L182 176V174L184 175V186H185V188L186 189H190V190H192L193 189V191L196 189L197 191H198V193H199V195L201 196V198L200 199H202V201H205L206 203H208V205H214L215 203H217V201H222V200H233L234 202H235V204L237 203V207L234 209V208H232V209H234L235 210V213L234 214H242L243 215V217L244 218H248L249 219V217H247V215L250 213V215L252 216V218H250V220H248V222L247 221H245L244 222V219H243V221H242V218L241 217H236V218H232V220L233 221H235V223L237 224L236 226H239L240 227V229H237V227H228V229H227V233L229 234V235H236V236H238L239 238H241V239H243V241H244V243L245 242H247V243H249V244H251V245H256V246H258V243L259 242H256V241H252V239L254 238V236H251V235H249V234H251L252 232H253V230L252 229H254V231H257L256 230V224H255V222H256V220H255V218H257L256 216H257V214H259L260 213V211H261V209H262V211H264V48L262 49V46H261V48H258L257 47V45L260 43L259 42V40H258V38L260 39V35H262L263 33L261 32ZM26 32V31H25ZM34 31H32V33H33ZM41 32V31H40ZM92 32V31H91ZM90 32V33H91ZM103 32V31H102ZM105 32V31H104ZM117 32V31H116ZM31 33V34H32ZM36 33V32H35ZM95 33V32H94ZM25 34V33H24ZM30 34V33H29ZM40 34V33H39ZM82 34V33H81ZM123 34H124V32H123ZM225 34V33H224ZM232 34V33H231ZM236 34V33H235ZM244 34V33H243ZM26 35V34H25ZM33 35V34H32ZM32 35H31V37H29V39L30 38H32ZM38 35V34H37ZM83 35V34H82ZM84 35H86V34H84ZM90 35H92V34H90ZM108 35V34H107ZM229 35V34H228ZM264 35V34H263ZM30 36V35H29ZM40 36H42V37H40ZM81 36V35H80ZM79 34H77V33H73L72 32V34H69L68 33V36H67V33H66V27L65 28H62V29H60V31H59V34L55 37L56 39H55V41H54V44H53V46H52V48L51 49H53L54 48V46H55V49L54 50H57V49H59V48H61L60 47V45L61 46H63V45H67L68 46V44H67V42L69 41V40H73L74 42L78 39V40H80L79 39ZM89 35H87V37H88ZM26 37V36H25ZM83 37V36H82ZM85 37V36H84ZM116 37V36H115ZM181 37V36H180ZM237 37V36H236ZM238 37H239V35H238ZM237 37V38H238ZM262 37H264V36H262ZM23 38V39H22ZM106 38V37H105ZM109 38V37H108ZM221 39H222V37H220ZM38 39V38H37ZM91 39H93V38H91ZM116 39V38H115ZM119 39H121L120 37H119ZM118 39V40H119ZM125 39V38H124ZM134 39V38H133ZM220 39V40H221ZM230 39V38H229ZM232 39V38H231ZM235 39V38H234ZM240 39V40H241ZM246 39V40H245ZM262 39V38H261ZM42 40V39H41ZM90 40V39H89ZM94 40V39H93ZM106 40H108V39H106ZM135 40H136V38H135ZM219 40V41H220ZM237 40V39H236ZM236 40H234L235 42H236ZM264 40V39H263ZM43 41V40H42ZM72 41V42H73ZM81 41V40H80ZM80 41H78V42H80ZM110 41V40H109ZM116 41V40H115ZM121 41V40H120ZM132 41V40H131ZM140 41V40H139ZM188 41V40H187ZM218 41V42H219ZM227 42L228 41H230V40H226ZM232 41V40H231ZM230 41V42H231ZM239 41V40H238ZM242 41H241V43H242ZM248 41V42H247ZM39 42V41H38ZM41 42V41H40ZM72 42H70V43H72ZM133 42H135V41H133ZM222 42V41H221ZM230 42H228V45L230 44ZM235 42H233V43H235ZM58 43V44H57ZM69 43V42H68ZM69 43V44H70ZM112 43V42H111ZM115 43H117V42H115ZM115 43H113L114 45H115ZM132 43V42H131ZM186 43H188V42H186ZM217 43V42H216ZM215 43V44H216ZM226 43V42H225ZM232 43V44H233ZM261 43H262V41H261ZM260 43V44H261ZM72 44H74V43H72ZM71 44V45H72ZM133 44V43H132ZM135 44H136V42H135ZM139 44V43H138ZM137 44V45H138ZM196 44V43H195ZM210 44H212V43H210ZM214 44V45H215ZM218 44V43H217ZM219 44H220V42H219ZM97 45V44H96ZM154 45H156V44H154ZM188 45V44H187ZM187 45H185V46H187ZM225 45V44H224ZM241 44H238V47L240 46ZM263 45V44H262ZM66 46V47H67ZM73 46V45H72ZM131 46V45H130ZM134 46V45H133ZM139 46V45H138ZM192 46H193V44H192ZM197 46V45H196ZM195 46V47H196ZM200 46V45H199ZM217 45H215V47H216ZM220 46H222V43H221V45ZM220 46H219V48H220ZM227 46V45H226ZM225 46V47H226ZM231 46V45H230ZM229 46V47H230ZM237 46V45H236ZM242 46H243V44H242ZM105 47V46H104ZM116 47V46H115ZM194 47V46H193ZM198 47V46H197ZM202 47H205V46H202ZM207 47H210V45L208 46L207 45ZM224 47V48H225ZM228 47V46H227ZM234 47H235V45H234ZM241 47V46H240ZM62 48H65V47H62ZM61 48V49H62ZM184 48V47H183ZM182 48V49H183ZM189 48V47H188ZM200 47H198V48H195L196 50L197 49H199ZM242 48V47H241ZM75 49V48H74ZM95 49V48H94ZM109 49L110 48H108V51H109ZM112 49V48H111ZM154 49H156L157 50V47L155 48V46H154ZM159 49H161V48H159ZM158 49V50H159ZM165 49H168V50H170L169 48H167V47H165ZM165 49H162V50H165ZM185 49V48H184ZM202 49V50H201ZM200 50L201 51H203V48H201ZM217 49H218V47H217ZM217 49H216V51H217ZM221 49V48H220ZM246 49V50H245ZM71 50V49H70ZM172 50V49H171ZM170 50V51H171ZM188 50V49H187ZM189 50H191V49H189ZM188 50V51H189ZM192 50H193V48H192ZM195 50V51H196ZM205 50H206V48H205ZM212 50V52L215 50H213V48L211 49L210 48V50H207V52L208 51H211ZM221 50H223V48L221 49ZM229 50L231 51V49L229 48ZM228 50V51H229ZM233 50V49H232ZM236 50V49H235ZM234 50V51H235ZM239 50V49H238ZM237 50V51H238ZM49 51V50H48ZM51 51H53V50H51ZM50 51V53H52ZM59 52H60V50H58ZM63 51V50H62ZM111 51V50H110ZM170 51H167L168 53L170 52ZM174 52H178V51H175V50H173ZM182 50H180L179 52H181ZM186 49L184 50V52L183 53H185L186 54ZM198 51V50H197ZM200 51V52H201ZM216 51H215V55H216V57H218V55H217V53H219V51L216 53ZM224 51H225V49H224ZM229 51V52H230ZM237 51H235V52H237ZM241 51V49L238 51V53ZM64 52V51H63ZM112 52V51H111ZM162 52V51H161ZM163 52H165L166 53V51H163ZM181 52V53H182ZM199 52V51H198ZM199 52V53H200ZM207 52H205L206 53V55H207ZM253 52H254V54H256V55H253ZM47 53H49V52H47ZM65 53V52H64ZM158 53V52H157ZM182 53V54H183ZM194 55H195V53L196 52H192ZM204 53V51H203V53L201 54V55H203V54H205ZM214 53V52H213ZM221 53V52H220ZM226 53L227 52H223V53H221L222 54V56H224L225 57V55H226ZM237 53V54H238ZM108 54V53H107ZM112 54V53H111ZM154 54V53H153ZM160 54V53H159ZM159 54H157V56L159 55ZM192 54V55H193ZM210 54V53H209ZM227 54H229V53H227ZM236 54V55H237ZM240 54V53H239ZM49 54H47V58L48 59H50L51 58V56L53 55H51L50 57L48 56ZM56 55V54H55ZM64 55H66V54H64ZM110 55V54H109ZM156 55V54H155ZM169 55H171V53L170 54H168V56ZM177 55V54H176ZM189 55V54H188ZM193 55V56H194ZM199 56H200V54H198ZM211 55V54H210ZM230 55V54H229ZM232 55V54H231ZM242 55V54H241ZM253 55V56H252ZM104 56V55H103ZM108 56V55H107ZM152 56V55H151ZM163 56V55H162ZM166 56H167V53H166ZM172 57L173 56H175V55H171ZM178 56H179V54H178ZM185 55H183V58H185L186 59V57H184ZM197 56V55H196ZM199 56H198V58H199ZM214 56V55H213ZM18 57H20V56H18ZM113 57V56H112ZM115 57V56H114ZM158 57H160V56H158ZM191 56H189L188 58H190ZM205 57V56H204ZM207 57H210V56H206V58ZM215 57V58H216ZM232 57V56H231ZM242 57V56H241ZM242 57V58H243ZM253 57V58H252ZM96 58H98V56H96ZM95 58V59H96ZM105 58V57H104ZM106 58H108V57H106ZM105 58V59H106ZM117 58V57H116ZM168 58V57H167ZM173 58H175V57H173ZM173 58H169V59H173ZM176 58H177V56H176ZM179 58V57H178ZM177 58V59H178ZM180 58L182 59V56H181V54H180ZM205 58V59H206ZM220 58H221V56H220ZM227 58V57H226ZM225 58V59H226ZM237 58V57H236ZM101 59V58H100ZM103 59V58H102ZM177 59H176V61H177ZM191 59V58H190ZM193 59V58H192ZM194 59H196L195 57H194ZM193 59V60H194ZM202 59V58H201ZM199 60L198 62H200V61H202V60H204V59H202V60ZM211 59V58H210ZM222 59V58H221ZM224 59V58H223ZM224 59V60H225ZM229 59V58H228ZM233 59H234V56H233ZM238 59V58H237ZM236 59V60H237ZM246 59V58H245ZM97 60V59H96ZM104 60V59H103ZM109 60H113V59H110L109 58ZM108 60V61H109ZM145 61H146V59H144ZM188 60V59H187ZM197 60V59H196ZM246 60H248V57H247V59ZM93 61H94V59H93ZM100 61V60H99ZM102 61V60H101ZM101 61L99 62V63H101ZM154 61V60H153ZM166 61H169L168 59H166ZM165 61V62H166ZM173 61H175V60H173ZM179 61V60H178ZM183 61V62H182ZM182 64L184 63V61L185 60H183L182 59ZM208 61V60H207ZM219 61H220V59H219ZM219 61H216V60H214V63L215 62H219ZM230 61H233V60H231V58L229 59V60H227L226 59V61H225V64L226 63H230ZM244 61V60H243ZM249 61V60H248ZM86 62H88V64H89V62L90 61H86ZM86 62H85V64H86ZM114 62H115V60H114ZM133 62V61H132ZM188 62V61H187ZM192 62V61H191ZM206 62V61H205ZM235 62V61H234ZM244 62H247V61H244ZM92 63V62H91ZM90 63V64H91ZM94 63V62H93ZM108 63V62H107ZM109 63H111V62H109ZM109 63L107 64V65H109ZM112 63H113V61H112ZM129 62H127V63H125V64H128ZM137 63H138V61H137ZM139 63H141L140 61H139ZM143 63H145V62H143ZM158 63H160V62H158ZM167 63H169V62H167ZM172 63V62H171ZM174 63H176V62H174ZM186 63V62H185ZM194 63V62H193ZM195 63H196V61H195ZM213 63V64H214ZM219 63H221V62H219ZM232 64H233V62H231ZM96 64V63H95ZM115 64V63H114ZM161 64H163L164 65V63L162 62ZM160 64V65H161ZM166 64V63H165ZM176 64H178V66L180 67V65L179 64H181V63H176ZM175 64V65H176ZM190 64V63H189ZM197 64V63H196ZM196 64H195V67H196ZM203 64V62L201 63V65ZM207 64V63H206ZM206 64H204V66L206 65ZM209 64H210V62H209ZM231 64V65H232ZM239 64V63H238ZM241 64V63H240ZM260 64H263L261 67H259L260 66ZM83 65V64H82ZM94 65V64H93ZM97 65V64H96ZM95 65V66H96ZM102 66H103V68L105 67V65H106V62H105V64H103V61H102V64H101ZM100 64L99 65H97V67L99 66H101ZM120 65V64H119ZM119 65H118V67H119ZM130 65V64H129ZM136 65V64H135ZM138 65H140V64H138ZM162 65V66H163ZM167 65V64H166ZM194 65V64H193ZM193 65H191L192 66V68H193ZM197 65H199V64H197ZM216 65V64H215ZM220 65V64H219ZM229 65V64H228ZM234 65V64H233ZM232 65V66H233ZM236 65V64H235ZM241 65H243V63L241 64ZM92 66V65H91ZM110 66V65H109ZM109 66H107V67H109ZM111 66H112V64H111ZM115 66H117V65H114L113 67H115ZM121 66V65H120ZM123 66H125L126 67V65H124L123 64ZM123 66H122V69H123ZM146 66V65H145ZM155 66H157V65H155ZM159 66V65H158ZM158 66H157V68H158ZM168 66V65H167ZM166 66V67H167ZM171 67H174V65L172 66V65H170ZM169 66V69L171 68ZM184 65H182V67H183ZM200 66V65H199ZM198 66V67H199ZM208 66H211V65H208ZM222 66V65H221ZM238 66V65H237ZM240 66V65H239ZM47 67V66H46ZM46 67H45V69H35L34 71H32L31 72V74L29 75V77H28V79H27V81H26V83L22 86V88H19L18 89V92L16 93V95L15 96H13L12 98H11V104H13V108H14V121H15V123L14 124H16V126L17 127H19L20 128V126L22 125V124H24V121H25V117H26V115L28 116V113H29V116H28V120H27V118H26V120L27 121H29V120H32V118L33 117H35L36 115L38 116V115H40V114H42V113H40V114H38V111H40L41 109L43 110L44 109V107L47 105V103L50 101V97H51V94H53V93H51V90H50V87L53 85H50L51 83H50V79H49V77H48V70L46 69ZM81 67V66H80ZM94 67V66H93ZM98 67V68H99ZM129 67V66H128ZM131 67H133L132 65H131ZM131 67H129V68H127L128 70L130 69L131 70ZM136 67H137V65H136ZM135 67V68H136ZM147 68L149 67V66H146ZM161 67V66H160ZM158 68L159 69V71L161 72V68ZM165 66H164V68H166ZM197 67V68H198ZM227 67H229V66H227ZM231 67V66H230ZM97 68V69H98ZM109 68H111V67H109ZM144 68V67H143ZM156 68V69H157ZM163 68V67H162ZM175 68H177V67H175ZM185 69H186V67H184ZM191 68V67H190ZM191 68V69H192ZM212 68V67H211ZM216 68V67H215ZM235 68V67H234ZM90 70L91 69H93V68H89ZM102 69V68H101ZM100 68H99V70H98V72H100V70H101ZM117 69V68H116ZM116 69L114 68V70L116 71ZM120 67H119V70H122ZM137 69V68H136ZM158 69L157 70H155V73H156V71L158 72ZM174 69V68H173ZM179 69V68H178ZM182 69V68H181ZM200 69V68H199ZM202 69V68H201ZM233 69V68H232ZM81 71H82V69H80ZM85 70V69H84ZM103 70V69H102ZM101 70V71H102ZM114 70H113V73H114ZM133 70V69H132ZM148 70V69H147ZM165 70V69H164ZM172 70V68L168 71V70H166V71H168L169 73H170V71ZM175 70V69H174ZM177 70V69H176ZM183 70V69H182ZM195 70H196V68H195ZM205 70H208V69H205ZM210 70V69H209ZM106 72H108L107 70H105ZM112 71V70H111ZM123 71V70H122ZM192 71V70H191ZM190 71V72H191ZM211 71V70H210ZM210 71H208L207 73H210ZM211 71V72H212ZM85 72H86V70H85ZM88 72H89V70H88ZM119 72V71H118ZM134 72V71H133ZM144 72H146L145 71V69H144ZM143 72V73H144ZM152 72V70L151 71H149V73H151ZM160 72H158V73H160ZM164 72V71H163ZM162 72V73H163ZM172 72H174V71H172ZM177 72V71H176ZM175 72V73H176ZM180 72V71H179ZM186 72H189V71H186ZM199 72H200V70L198 71V76L195 74V76H197L198 78H200L199 77ZM203 72H204V70H203ZM202 71L200 72V73H202V74H204ZM206 72V71H205ZM102 74H103V72H101ZM119 73H121V72H119ZM154 73V72H153ZM154 73V74H155ZM167 73V72H166ZM180 73H182V71L180 72ZM183 73H185V72H183ZM195 73V72H194ZM93 74V73H92ZM101 74V75H102ZM107 74V73H106ZM125 74V73H124ZM146 74V73H145ZM165 74V73H164ZM177 74V73H176ZM189 74V73H188ZM191 74V73H190ZM189 74V75H190ZM206 74V73H205ZM89 76L91 75L90 73L88 74ZM97 75V74H96ZM95 75V76H96ZM100 75V76H101ZM108 75V74H107ZM111 75H113L112 73L110 74L109 73V76H105L107 79L110 77H112ZM127 75H128V73H127ZM132 75V74H131ZM150 75V74H149ZM153 75V74H152ZM157 75V74H156ZM159 75V74H158ZM171 75H174V74H171ZM170 75V76H171ZM186 75H187V73H186ZM189 75H187V76H189ZM208 76L210 75V74H207ZM94 76V75H93ZM103 77H104V74L102 75ZM114 76V75H113ZM166 76H167V74H166ZM168 76H169V74H168ZM195 76H194V74H193V77H194V79H195ZM203 76V75H202ZM120 77H125V76H117V79H118V82H120V80L121 79H119ZM127 77V76H126ZM126 77L124 78V79H126ZM190 77V76H189ZM192 77V76H191ZM190 77V78H191ZM211 77V76H210ZM88 78H90V77H88L87 76V78L85 79V80H89V82H93V81H90L91 79H88ZM96 78H97V76H96ZM99 78V77H98ZM110 78H109V80H110ZM130 77L128 76V79H129ZM170 78V77H169ZM175 78V77H174ZM180 78V79H179ZM186 78V77H185ZM188 78V77H187ZM205 78H206V76H205ZM209 78V77H208ZM212 78H213V76H212ZM83 79V78H82ZM116 79V80H117ZM123 79V80H124ZM201 79V78H200ZM214 79V78H213ZM216 79V78H215ZM94 80V79H93ZM101 80V79H100ZM104 80V79H103ZM108 80V81H109ZM130 80V79H129ZM132 80V79H131ZM174 81H175V79H173ZM176 80V81H177ZM182 80V81H181ZM207 80H209V79H207ZM211 80V79H210ZM219 80V79H218ZM242 80V81H241ZM74 81H75V79H74ZM80 81H82V80H80ZM86 81V82H87ZM106 81L107 80H104V83H106ZM112 81V80H111ZM114 82H112L113 83V85H115L116 83H115V79L113 80ZM192 81H193V79H192ZM195 81V80H194ZM216 80H212V81H209V83L211 82H215ZM79 82V81H78ZM85 82V83H86ZM101 82V81H100ZM117 82V81H116ZM124 82H126L125 80H124ZM128 82V81H127ZM165 82V81H164ZM94 83V82H93ZM102 83V82H101ZM108 83V82H107ZM111 83V82H110ZM111 83V84H112ZM115 83V84H114ZM121 83V82H120ZM171 83V82H170ZM177 83V82H176ZM198 83V82H197ZM210 83V84H211ZM82 84L84 85V83H83V81H82ZM87 85L89 84L88 82L86 83ZM92 83H90L89 84V86L91 85ZM100 84V83H99ZM119 84V83H118ZM127 84V83H126ZM166 84H168V83H166ZM201 84H203V83H201ZM218 83L216 82V85H217ZM86 85V86H87ZM94 86H95V83L93 84ZM96 85H98V83H97V81H96ZM139 84H137V86H138ZM81 86V84L79 83V86H78V88ZM88 86V87H89ZM107 86H108V84H107ZM107 86H106V88H107ZM111 86V85H110ZM159 86H161V85H159ZM158 86V87H159ZM206 86V85H205ZM218 86V85H217ZM222 85H220V87H221ZM53 87V86H52ZM57 87V86H56ZM82 87V89H83V86H81ZM93 87V86H92ZM96 87V86H95ZM100 87H101V85H100ZM128 87V86H127ZM150 87V86H149ZM148 87V88H149ZM162 87H164V86H162ZM166 87H167V85H166ZM165 87V88H166ZM215 87V86H214ZM219 87V86H218ZM219 87V88H220ZM58 88V87H57ZM59 88H61V87H59ZM73 88H75V86L73 87ZM99 88V87H98ZM109 88V87H108ZM111 88H112V86H111ZM141 88H142V86H141ZM140 88V91L143 89H145V88H142L141 89ZM147 88V89H148ZM152 88V87H151ZM157 87H155V89H156ZM160 88V87H159ZM169 88H171V85H170V87ZM101 89H103V84H102V88ZM110 89V88H109ZM113 89H114V87H113ZM119 89V88H118ZM135 89V88H134ZM161 90H162V88H160ZM164 89V88H163ZM167 89V88H166ZM206 89V88H205ZM215 89H216V87H215ZM49 90H50V92H49ZM75 90V89H74ZM90 90V89H89ZM92 90V89H91ZM95 90H97V89H95ZM94 90V91H95ZM104 90H105V87H104ZM108 90V89H107ZM116 90H117V88H116ZM121 90V89H120ZM120 90H118V91H120ZM136 90H137V88H136ZM138 90H139V88H138ZM150 90V89H149ZM148 90V91H149ZM157 90V89H156ZM170 90V89H169ZM208 90L211 92V93H208ZM59 92H60V89L58 90ZM79 91V90H78ZM77 91V92H78ZM101 91V90H100ZM103 91V90H102ZM101 91V92H102ZM110 91V90H109ZM140 91H137V92H140ZM151 91H152V89H151ZM163 91V90H162ZM162 91H161V93H162ZM164 91H165V89H164ZM215 91H217V90H215ZM219 91V90H218ZM222 91H224V90H222ZM100 92V93H101ZM117 92V91H116ZM121 92V91H120ZM120 92H118L119 94H120ZM136 92V93H137ZM142 92V91H141ZM221 92V91H220ZM87 93V92H86ZM90 93V92H89ZM93 94H94V92H92ZM91 93V94H92ZM97 93V92H96ZM99 93V92H98ZM105 93V92H104ZM125 93V92H124ZM128 93H131L130 92V90H129V92ZM127 93V94H128ZM146 93V92H145ZM158 92H155L154 94H157ZM160 93V94H161ZM56 94V93H55ZM54 94V95H55ZM82 94V93H81ZM85 94V93H84ZM126 93H125V95H127ZM151 94V92H149V94L147 93L146 95L143 93V96L145 95V96H147V95H150ZM163 94V93H162ZM88 95V94H87ZM98 95V94H97ZM100 95V94H99ZM135 95V91H134V94L132 95V96H134ZM142 95V94H141ZM140 95V96H141ZM158 95V94H157ZM164 95V94H163ZM176 95V94H175ZM57 96V95H56ZM82 96H83V94H82ZM94 96V95H93ZM131 96V97H132ZM139 96V95H138ZM160 96V95H159ZM174 96V95H173ZM53 97V96H52ZM85 97H88V96H85ZM84 97V98H85ZM90 97V96H89ZM97 97V96H96ZM95 97V98H96ZM123 97H125L124 95H123ZM131 97H130V100H131ZM162 97V96H161ZM74 98V97H73ZM91 98V97H90ZM98 98H100L99 96H98ZM120 98H121V96H120ZM135 98V97H134ZM142 98V97H141ZM156 97H155V95H154V99H155ZM122 99V98H121ZM125 99H127V98H125ZM139 99V98H138ZM157 99V98H156ZM74 100V99H73ZM93 100H94V98H93ZM96 100H97V98H96ZM122 100H124V99H122ZM146 100H147V97H146ZM142 101V100H141ZM143 102V101H142ZM83 103V102H82ZM100 104L102 103L101 102V100H100V102H99ZM145 103H146V101H145ZM80 105V104H79ZM83 105V104H82ZM103 105V104H102ZM101 105V106H102ZM77 106V105H76ZM78 109V108H77ZM91 109H94V108H92L91 106H84V107H82L81 108V110H80V112L78 113L79 114V116L81 117V119H83L84 120V118H89L87 121L88 122H91V121H93V120H95V118H93V117H88V116H90V111H91ZM101 109V108H100ZM181 109V110H180ZM102 110V109H101ZM175 110H180L179 112L177 111V113L175 114V113H173ZM77 111V110H76ZM93 111V110H92ZM103 112V111H102ZM176 112V111H175ZM102 114V113H101ZM100 114V115H101ZM36 116V117H37ZM41 117V116H40ZM79 117V118H80ZM98 117V116H97ZM100 117V116H99ZM70 118V117H69ZM72 118V117H71ZM75 118V117H74ZM78 118V117H77ZM135 118H136V116H135ZM43 119V118H42ZM46 119V118H45ZM51 119V118H50ZM80 119V120H81ZM34 120V119H33ZM32 120V121H33ZM36 120V119H35ZM86 120V119H85ZM84 120V121H85ZM132 119H130V121H131ZM135 120V119H134ZM45 121V120H44ZM55 121V120H54ZM58 120H56V122H57ZM87 121H85V122H87ZM136 121V120H135ZM55 122V123H56ZM59 122V121H58ZM62 122V121H61ZM64 122V121H63ZM133 122V121H132ZM53 123V122H52ZM55 123H53V124H55ZM60 123V122H59ZM134 123V122H133ZM150 123V122H149ZM29 124H30V122H29ZM64 124L66 125V123L64 122ZM147 124V123H146ZM151 124V125H152ZM43 125H45L44 123H43ZM50 125V124H49ZM48 125V126H49ZM56 125V124H55ZM60 124H58V126H59ZM67 125H68V123H67ZM133 125V124H132ZM132 125H130V126H132ZM51 126V125H50ZM54 126V125H53ZM62 126V125H61ZM127 126V125H126ZM129 126V127H130ZM147 126H149V124L147 125ZM147 126H145V127H147ZM16 128V127H15ZM62 129V128H61ZM115 129V128H114ZM123 129V128H122ZM110 130V129H109ZM121 130V129H120ZM112 131H113V129H112ZM145 131V130H144ZM107 132V131H106ZM121 132V131H120ZM108 133H109V131H108ZM124 133V132H123ZM57 134V133H56ZM111 134V133H110ZM113 134H114V132H113ZM112 134V135H113ZM117 134V133H116ZM72 135V134H71ZM93 136H94V134H92ZM92 135H91V138H92ZM97 135V134H96ZM95 135V136H96ZM105 135V134H104ZM119 135H120V133H119ZM141 135V134H140ZM89 136V135H88ZM102 136V135H101ZM106 136H108V134L106 135ZM134 136V135H133ZM137 136V135H136ZM63 137H65V136H63ZM63 137H61V138H63ZM99 136H97V138H98ZM110 137V136H109ZM131 137V136H130ZM52 138V137H51ZM95 138V137H94ZM111 138V137H110ZM124 138V137H123ZM135 138V137H134ZM218 138V139H217ZM89 139V138H88ZM88 139H86V140H88ZM101 139V138H100ZM132 139V138H131ZM144 139L142 138V140L144 141ZM213 140L212 142H210L209 140ZM214 139H217V140H214ZM60 140V139H59ZM72 140V139H71ZM99 140V139H98ZM111 140V139H110ZM123 140V139H122ZM133 141H132V143L133 142H135V140L134 139H132ZM139 141L141 140L140 139V137H139V139H138ZM138 140L136 139V141L138 142ZM73 141V140H72ZM95 141V140H94ZM113 141V140H112ZM116 141H118V140H116ZM115 141V142H116ZM220 141V140H219ZM221 141H222V138H221ZM228 141V142H227ZM17 142V141H16ZM74 142V141H73ZM83 143H86L87 145H89L88 143H91V142H87V141H85V140H83L82 141ZM126 142H127V139H126ZM129 142V141H128ZM136 142V143H137ZM210 142V143H209ZM223 142V141H222ZM70 143V142H69ZM119 143H121V142H119ZM130 143V142H129ZM135 143V144H136ZM140 143V142H139ZM138 143V144H139ZM202 143V142H201ZM201 143H199V145L201 144ZM54 144V143H53ZM66 144V143H65ZM72 144V143H71ZM134 144V143H133ZM198 144V143H197ZM217 144H221V143H217ZM47 145V144H46ZM81 145V144H80ZM103 145V144H102ZM105 145V144H104ZM107 145V144H106ZM118 145H120V144H117V147H118ZM122 145V144H121ZM120 145V146H121ZM127 145H129V144H126V145H124V146H127ZM130 145H132V144H130ZM139 145V146H140ZM187 145V146H188ZM203 145V147L205 146V145H207V144H202ZM214 145H216V144H214ZM214 145H212L211 147H213ZM247 145H251V146H247ZM91 147H92V145H90ZM134 146H136L137 147V145H134ZM192 146V145H191ZM198 146V145H197ZM220 146H222V145H220ZM244 146H247V148L250 150V147L253 149V147H255V154L254 155H251L252 153L251 152H249L248 154H246V153H244V152H242V150H244ZM253 146V147H252ZM80 147V146H79ZM109 147V149H110V147H112V146H107V148ZM122 147V146H121ZM120 147V148H121ZM128 147V146H127ZM132 147H133V145H132ZM136 147H134V149H136ZM142 147V148H143ZM211 147H209V148H211ZM215 147V146H214ZM216 147H218V146H216ZM223 147V146H222ZM221 147V148H222ZM51 148H53V147H51ZM67 148V147H66ZM86 148V147H85ZM113 148V147H112ZM129 148H131V147H129ZM128 148V149H129ZM145 148V147H144ZM188 148V147H187ZM186 148V149H187ZM189 148H190V146H189ZM192 149H193V147H191ZM246 148V147H245ZM81 149V148H80ZM91 149V148H90ZM122 149V151H123V147L121 148ZM126 148H124V151H125V153H126V150H128V149H126ZM146 149V148H145ZM146 149V150H147ZM186 149H184L185 151H188V149L186 150ZM198 149H199V146H198V148H197V151H198ZM205 149H208L207 148V146L205 147ZM223 149H224V147H223ZM50 150V149H49ZM75 150V149H74ZM131 150V149H130ZM130 150H128L127 152H129ZM139 150H140V147H139ZM191 150V149H190ZM204 150V149H203ZM203 150H201V152H203ZM215 150H216V148H215ZM217 150H219V149H217ZM248 150V151H249ZM58 151V150H57ZM92 151V150H91ZM134 151H138V150H133V152ZM142 151V153H143V150L141 149L140 151H138L139 153ZM181 151H182V149H181ZM196 151V152H197ZM200 151V150H199ZM210 151V150H209ZM212 151V150H211ZM214 151V150H213ZM223 151H225V150H223ZM253 151H254V149H253ZM71 152V151H70ZM69 152V153H70ZM119 152H121V151H119ZM132 152V151H131ZM191 152V151H190ZM190 152H188L189 154H192V153H190ZM101 153H103V152H100V154ZM107 153V152H106ZM113 153V152H112ZM124 153V154H125ZM139 153H137V154H139ZM181 153V152H180ZM187 153V154H188ZM198 153V154H197ZM196 154H197V158L198 157H200V156H198L200 153L199 152H197ZM221 153V152H220ZM224 153V152H223ZM222 153V154H223ZM47 154V153H46ZM48 154H50V153H48ZM120 154V153H119ZM128 154V153H127ZM130 154V153H129ZM132 154V153H131ZM131 154L129 155V158H128V160L130 159L131 160V158H130V156H131ZM136 154V153H135ZM134 154V155H135ZM141 154V153H140ZM147 154H141V155H147ZM184 154V153H183ZM182 154V155H183ZM186 154V153H185ZM186 154V155H187ZM216 154H218V152L216 153ZM53 155V154H52ZM89 155V154H88ZM93 155H94V153H93ZM112 156L114 155V154H111ZM121 155H122V152H121ZM133 155V156H134ZM201 155V154H200ZM203 155V154H202ZM97 156V155H96ZM116 156V155H115ZM123 156V155H122ZM148 156V155H147ZM184 156V155H183ZM204 156V155H203ZM223 156V155H222ZM102 157H103V155H102ZM117 157V156H116ZM124 157H126V154L124 155ZM124 157H122L123 158V161H124ZM138 157V156H137ZM182 157V156H181ZM190 157H192L193 158V156H191L190 155ZM207 157H208V153H207ZM220 158L221 156H219V154H218V156H217V158ZM57 158V157H56ZM60 158V157H59ZM81 158V157H80ZM97 158V157H96ZM95 158V159H96ZM98 158H99V156H98ZM110 158V157H109ZM140 158V157H139ZM164 158V157H163ZM184 158V157H183ZM192 158H189V159H192ZM200 158H202L201 159V161L202 160H204V158L203 157H200ZM216 158V159H217ZM219 158L217 159V161L219 160ZM54 159V158H53ZM52 159V160H53ZM83 159V158H82ZM91 159V158H90ZM111 159V158H110ZM126 159V158H125ZM137 159V158H136ZM135 158H134V165H130L131 166V171L134 169V167L133 166H135V167H137V165H138V163L139 162H135V160H136ZM143 159V158H142ZM145 160H146V156H145V158H144ZM149 159V158H148ZM151 159V158H150ZM150 159L148 160L149 162H150ZM153 159V160H154ZM180 159H182V158H180ZM180 159H178V160H180ZM188 159V160H189ZM213 159H214V157H213ZM212 159V160H213ZM50 160V159H49ZM86 160V159H85ZM99 160H101V158H99ZM107 160V159H106ZM113 160V159H112ZM112 160H110V161H112ZM117 160V159H116ZM127 160V159H126ZM124 161V162H127V161ZM129 160V161H130ZM140 159H138V161H139ZM145 160H141V161H144L143 163L144 164H142V165H144L143 167H145V164H147V163H145L146 161ZM183 160V159H182ZM198 160H200L199 158H198ZM211 160V161H212ZM223 160V159H222ZM29 161V160H28ZM83 161V160H82ZM88 161H90L89 160V158H88ZM101 161H103V160H101ZM122 161V162H123ZM133 161V160H132ZM131 161V162H132ZM177 161V160H176ZM184 161H186V160H184ZM191 161V160H190ZM214 161H216V160H214ZM73 162V161H72ZM114 162H115V160H114ZM130 162V164H133V163H131ZM11 163V162H10ZM15 163V162H14ZM66 163V162H65ZM81 163V162H80ZM85 163H87V160L85 161ZM84 163V164H85ZM116 163H118V162H116ZM137 163V164H136ZM141 163V162H140ZM162 163V164H163ZM174 163H175V161H174ZM177 163V162H176ZM175 163V164H176ZM191 163H192V161H191ZM193 163H195V162H193ZM2 164V163H1ZM109 164V163H108ZM108 164L106 165V166H108ZM126 164V163H125ZM153 164H154V162H153ZM179 164V163H178ZM185 164V163H184ZM7 165V164H6ZM75 165H76V163H75ZM112 165H114V164H112ZM122 165V164H121ZM127 165H128V163H127ZM127 165H126V167H127ZM142 165H140V166H142ZM155 165V164H154ZM153 165V166H154ZM87 166L89 167V165L87 164ZM90 166H94V165H90ZM118 166V165H117ZM129 166V167H130ZM148 166H150L149 164H148ZM152 166V165H151ZM159 166V168H160V170H161V167L163 168V165L162 166H160V165H158ZM157 166V167H158ZM176 166V165H175ZM175 166H172V167H175ZM179 167H180V165H178ZM185 166H186V164H185ZM188 166H190V164H188L187 165V167ZM110 168L112 167V166H109ZM116 167V166H115ZM129 167H127V168H129ZM167 167V166H166ZM182 167H183V165H182ZM76 168V167H75ZM81 168V167H80ZM104 168H105V166L102 168L103 169V172H105L106 170H104ZM122 168V167H121ZM139 168V167H138ZM141 168V167H140ZM151 167H149V169H150ZM156 168V167H155ZM155 168H151V171L150 172H152V170L154 169L155 170ZM185 168V167H184ZM8 169V168H7ZM82 169V168H81ZM90 169V168H89ZM102 169H101V171H102ZM116 169V168H115ZM119 169V167L117 168V170ZM123 169H124V166H123ZM143 169H145V168H143ZM146 169H148V167L146 168ZM149 169L147 170L148 171V173H149ZM157 169V168H156ZM165 169V168H164ZM173 169H175V168H173ZM186 169V168H185ZM188 169V168H187ZM20 170V169H19ZM76 170V169H75ZM79 170V169H78ZM84 169H82L81 171H78V175L76 176L77 178H80L79 180H80V184L78 185L79 186V188H78V191H76V190H74V191H71V192H68V193H65L64 194V196H63V202H65L64 204L66 205V208L64 209L65 211H66V216H71L72 218H70V219H72V221H70V222H66L68 225H71V226H74L73 224L74 223H77V225L78 224H80L81 225V229L79 230L78 229V227H76L77 229L76 230H78V231H76L73 227H70V228H65V229H67V231L64 233V231H63V233H64V235L61 237V239H63L65 242H66V244H67V248L62 252V256L60 257V261L61 260H63L65 257L67 258V257H69L70 255H75L76 253H77V251H78V249L80 248V246L83 244V242H85L88 238H89V236H90V231H91V229H92V227L94 226L93 224V226L92 225H88L87 227H86V225H87V223H88V217L90 216V215H92L94 212H93V206L97 203H95V204H90V202H88V200H89V196L90 195H88L87 193L85 194V189H86V187H87V185H86V183L87 182H90V185H92V184H95L96 186H94L95 187V191L96 190H101L102 192H104V193H102V194H106V195H110V197L111 196H115V197H117V199L119 200L120 198H122V197H124V200H123V202H127V199L128 198H131L130 199V201H133L132 200V198H134V197H136V196H139V194L141 193L142 195H143V197H142V195H141V197H139V198H137V199H140L141 198V200H142V203H141V205H142V207L140 206V210L137 208V207H139V206H137L136 208L138 209V211L136 212V211H131V213H130V216H131V218H128V217H130V216H128L127 214L125 215L123 212V214H124V216H123V218L121 217H119V216H117L116 218H115V220L116 221H114V223H115V225L117 224V227H119V228H122L123 229V231L124 230H126L127 231V233L125 234L124 232V234L123 233H118L116 236H112L113 238L111 239L112 240V244L114 243V246L112 247V245L111 246H109V247H112V250H113V252L110 254V255H105L104 256V258L101 260V262H99V258H97V259H95V260H98V263H93L95 260L93 259V258H95L93 255V257H90V255H89V257L92 259L91 261H93L92 263H88V264H158V258H159V255H157V254H155V251L156 250H159L160 249V247H161V242L163 243V238H164V236H163V234H161L160 232L158 233V232H156V231H158V230H156L155 232L154 231H151L150 230V224H149V221L148 220H151V219H153L151 216V218L149 219V216L147 217V215L146 216H144L145 214H143V216H144V218L143 217H141V218H139V216L141 215V213H143V211H145V213H146V209L147 210H149L148 209V206L150 205V206H152V203H153V200H154V202H155V199L156 198H158V196H156V197H151V198H153L152 200H150L148 197L146 198L145 196H147V195H150L151 193H154V191L155 190H153L152 188H150V185L148 186L147 184H146V181L144 182V180H143V183L141 182V180H140V182H135V181H129L128 180V178L127 177H125L123 174H121V172H117V174L119 173V175L118 176H115L116 178H114L115 180H104V178H103V176H101V175H99V174H97V173H94L93 172V170L94 169H92V171H89V172H85V170L83 171ZM113 170V169H112ZM129 170V169H128ZM135 170H136V168H135ZM159 170V171H160ZM172 170V169H171ZM100 171V170H99ZM111 171V170H110ZM110 171H108V172H110ZM119 171H120V169H119ZM138 171V170H137ZM145 171V170H144ZM146 171V172H147ZM158 171V172H159ZM163 171V170H162ZM161 171V172H162ZM183 171V170H182ZM74 172H76L77 173V170L76 171H74ZM79 172H81V173H79ZM83 172H85V173H83ZM103 172H102V174H103ZM116 172H111V173H115L116 174ZM124 172V171H123ZM133 172V171H132ZM136 172V171H135ZM143 172V171H142ZM145 172V173H146ZM153 172H155V171H153ZM152 172V173H153ZM164 172V171H163ZM171 172V171H170ZM170 172H169V174H170ZM175 172H177V171H175ZM179 172V171H178ZM34 173V172H33ZM73 173V172H72ZM107 173V172H106ZM130 173V172H129ZM136 173H139V171L138 172H136ZM144 173V172H143ZM151 173V174H152ZM157 173V172H156ZM12 174V173H11ZM112 174V175H113ZM131 174L132 173H130V176H131ZM147 174V173H146ZM168 174V175H169ZM178 174H180V173H178ZM178 174H174L173 173V175H178ZM13 175V174H12ZM24 175H25V173H24ZM86 175V176H85ZM104 175V174H103ZM133 175V174H132ZM138 175V174H137ZM137 175H135V177H133V176H131V177H133V178H135V179H137L136 178V176ZM140 175H141V173H140ZM149 175H150V173H149ZM163 175V174H162ZM167 175V174H166ZM171 175V177H172V174H170ZM15 176V175H14ZM106 176V175H105ZM113 176V177H114ZM127 176V175H126ZM143 176V175H142ZM145 176V175H144ZM180 176L179 177H177V176H174L173 178H163V177H161V175H160V177H159V179L160 178H162V180L161 181H164V182H168V184H167V187H165L166 188V190H167V188L169 189L170 187H172L171 185H173V183H175V181H177L179 178H180ZM147 177V176H146ZM153 177V176H152ZM141 178V177H140ZM140 178H138V179H140ZM149 178V177H148ZM151 178V177H150ZM155 178H157V175H156V177ZM63 179V178H62ZM61 179V180H62ZM108 179V178H107ZM113 179V178H112ZM142 179V178H141ZM144 179V178H143ZM152 179V178H151ZM154 179V178H153ZM172 179V180H171ZM181 179V178H180ZM179 179V180H180ZM134 180V179H133ZM147 180V179H146ZM150 180V179H149ZM64 181V180H63ZM66 181H68V180H66ZM138 181V180H137ZM151 181V180H150ZM154 181H155V179H154ZM152 182H153V180H152ZM155 182H157V180L155 181ZM59 183V182H58ZM71 183V182H70ZM76 183V182H75ZM149 183V182H148ZM60 184V183H59ZM73 184V183H72ZM153 184H156V183H153ZM153 184H152V186H153ZM164 184V183H163ZM178 184V183H177ZM50 185V184H49ZM61 185V184H60ZM157 185V184H156ZM156 185H154L155 187H153V188H155V189H158V188H156ZM182 185V187H183V184H181L180 183V186ZM151 186V187H152ZM176 186H178V185H176ZM180 186H178V187H180ZM59 187V186H58ZM63 187V186H62ZM65 187V186H64ZM161 187V186H160ZM178 187H173V190H172V188H171V190H172V192L174 193H172V195H173V197H175V198H178V195L180 194V191H179V193H176V192H174L175 190L174 189H176V188H178ZM88 188V187H87ZM93 187H91L90 186V189H89V192L91 193V191L93 190L92 189ZM162 188V187H161ZM164 188V187H163ZM44 189V188H43ZM87 189V190H88ZM127 189H130L131 191L130 192H128L127 191ZM184 189V188H183ZM183 189H180V190H183ZM29 190V189H28ZM46 190V189H45ZM70 190H71V188H70ZM163 189H161L160 190V192H163L162 191ZM195 190V191H196ZM239 190H243V191H245V192H248L249 193V195H243V194H240L239 192ZM100 191V192H101ZM159 191V190H158ZM177 191V192H178ZM184 191H186V190H184ZM196 191V192H197ZM36 192V191H35ZM44 192V191H43ZM42 192V193H43ZM53 192V191H52ZM150 192V193H149ZM155 192H157V190L155 191ZM171 192V191H170ZM27 193V192H26ZM83 193V196L81 195ZM89 193V194H90ZM168 193H169V191H168ZM242 193V192H241ZM178 194V195H177ZM183 194V192H181V195ZM97 195H98V193H97ZM160 195H162V194H160ZM164 195V194H163ZM185 195V194H184ZM187 195V194H186ZM191 195V194H190ZM61 196V195H60ZM128 196V197H127ZM177 196V197H176ZM189 196V195H188ZM195 196H197V194L195 195ZM9 197V196H8ZM26 197V196H25ZM34 197V196H33ZM32 197V198H33ZM94 197H95V195H94ZM108 197V196H107ZM114 197V198H115ZM145 197V198H144ZM161 197V196H160ZM159 197V198H160ZM179 197H181L180 195H179ZM183 197V196H182ZM182 197H181V199H182ZM46 198V197H45ZM54 198V197H53ZM58 198V197H57ZM92 198V197H91ZM103 198H104V196H103ZM113 198V197H112ZM136 198H135V200H136ZM165 198V197H164ZM184 198H185V196H184ZM188 198H190V197H188ZM197 198V197H196ZM230 198V199H229ZM243 198H246V199H248V200H244ZM29 199V198H28ZM61 199V200H62ZM108 199H109V197H108ZM147 199V200H146ZM149 199V200H148ZM161 199H162V197H161ZM160 199V200H161ZM172 199V198H171ZM180 199V198H179ZM192 199H194V197L192 198ZM91 200V199H90ZM89 200V201H90ZM106 200V199H105ZM104 200V201H105ZM115 200H116V198H115ZM117 200V201H118ZM165 200V199H164ZM176 200V199H175ZM187 200V199H186ZM189 200V199H188ZM191 200V199H190ZM189 200V201H190ZM196 200H198V199H196ZM60 201V200H59ZM113 200L111 199V202H112ZM166 201V200H165ZM165 201H162V202H160L161 204L160 205H166V204H168V203H166ZM193 201V200H192ZM195 201V200H194ZM250 201V202H249ZM92 202V201H91ZM100 202V201H99ZM99 202H98V204H99ZM110 202V201H109ZM122 202V204H124ZM138 202H139V200H138ZM158 202V201H157ZM175 202V201H174ZM183 202V201H182ZM228 201H226V203H227ZM108 203V202H107ZM114 203V202H113ZM178 204H180V201L179 202H177ZM195 203H196V201H195ZM219 203H221V202H219ZM224 203V202H223ZM222 203V204H223ZM231 203V202H230ZM63 204V205H64ZM101 204H102V202H101ZM112 204V203H111ZM115 204V203H114ZM116 204H118V203H116ZM115 204V205H116ZM121 204V203H120ZM133 204V203H132ZM138 204V203H137ZM136 203H135V205H137ZM108 205H110V204H108ZM107 205V206H108ZM114 205V206H115ZM154 205V204H153ZM157 205H159V203L157 204ZM157 205H155L157 208H158V206ZM169 205H171V202H170V204ZM173 205V204H172ZM187 205V204H186ZM193 205V204H192ZM191 205V206H192ZM195 205V204H194ZM197 205V204H196ZM200 205V204H199ZM216 205V204H215ZM40 206V205H39ZM99 206H100V204H99ZM103 206V205H102ZM113 206V205H112ZM123 207H125L124 205H122ZM129 206V205H128ZM127 206V204H126V208L128 207ZM168 205H166L165 207H167ZM174 206V205H173ZM172 206V207H173ZM175 206H176V204H175ZM190 206V207H191ZM234 205H232V207H233ZM36 207V206H35ZM147 207V208H146ZM154 207V206H153ZM155 207V209L157 210V208ZM163 207V206H162ZM161 207V209H165V207L164 208H162ZM169 207H171V206H169ZM198 207V206H197ZM223 207H224V205H223ZM113 208H115V207H113ZM133 208H135L134 206H133ZM132 208V209H133ZM150 208V207H149ZM174 208V207H173ZM200 208V207H199ZM209 208V207H208ZM219 208V207H218ZM7 209V208H6ZM108 209H109V207H108ZM123 209V208H122ZM129 209V208H128ZM131 209V210H132ZM155 209H153V210H155ZM159 209V208H158ZM160 209V210H161ZM169 209V208H168ZM205 209V208H204ZM226 209H228V211H234V210H232L231 209V207H230V204H228V208H226ZM230 209V210H229ZM82 210H84L83 212H87V213H84L85 215H82V213L80 214V212H82ZM115 210H116V208H115ZM118 210H119V208L117 209V213H118ZM123 210H126L125 208L123 209ZM134 210V209H133ZM150 210H152V209H150ZM149 210V212L151 213V211ZM159 210V211H160ZM172 210V209H171ZM211 210V209H210ZM222 210V209H221ZM102 211V210H101ZM159 211H157V212H159ZM166 211V210H165ZM174 211V210H173ZM216 211H217V209H216ZM64 212V211H63ZM116 212V211H115ZM125 212H127V210L125 211ZM141 212V213H140ZM148 212V211H147ZM148 212V214H150ZM170 212V211H169ZM168 212V213H169ZM194 212V211H193ZM203 212V211H202ZM208 212V211H207ZM219 212V211H218ZM226 212H227V210H226ZM256 212H258L257 214H256ZM78 213V214H77ZM89 213V214H88ZM121 213V212H120ZM138 213H139V215H138ZM166 213V212H165ZM164 213V214H165ZM168 213H166V214H168ZM179 213V212H178ZM209 213V212H208ZM213 213V212H212ZM244 213V214H243ZM248 213V214H247ZM58 214H60V213H58ZM75 214V215H74ZM88 214V215H87ZM108 214H109V212H108ZM113 214H114V216H115V213L113 212ZM135 214H137L138 215V220H139V222L137 223V222H135V221H131V219L133 218V216L135 215ZM154 214V212L152 213V216L154 217L155 215H153ZM170 214V213H169ZM177 214V213H176ZM181 214V213H180ZM193 214V213H192ZM195 214V213H194ZM247 214V215H246ZM261 215H263L264 214V212H263V214H262V212L260 213ZM87 215V216H86ZM111 215V214H110ZM219 215V214H218ZM224 215V214H223ZM59 216V215H58ZM75 216H80V217H75ZM98 216V215H97ZM188 216V215H187ZM225 216V215H224ZM64 217V216H63ZM62 217V218H63ZM157 217H158V214H157ZM160 217H162V216H160ZM166 217V216H165ZM170 217V216H169ZM197 217V216H196ZM220 218L221 217H223V216H219ZM49 218V217H48ZM58 218H61L60 216L58 217ZM61 218V219H62ZM69 218V217H68ZM76 218H77V220H76ZM80 218V219H79ZM88 218V219H87ZM94 218H95V216H94ZM94 218H93V220H94ZM136 218V217H135ZM174 218V217H173ZM209 218V217H208ZM211 218H213L212 216H211ZM225 218V217H224ZM223 218V219H224ZM259 218V217H258ZM262 219H263V217H261ZM65 219H67V218H65ZM85 219H87L86 221H84V224H86L85 225V228L82 226L83 225V221L82 220H85ZM97 219V218H96ZM134 219V218H133ZM169 219V218H168ZM202 219V218H201ZM227 219V218H226ZM91 220V219H90ZM164 220V219H163ZM206 220V219H205ZM221 220V219H220ZM228 220H230V219H228ZM246 220V219H245ZM264 220V219H263ZM94 221H96V220H94ZM99 221V220H98ZM147 221H148V224H147ZM160 221H161V219H160ZM166 221V220H165ZM170 221H173V220H169V222ZM208 221H210V219L208 220ZM208 221H207V223H208ZM255 221V222H254ZM260 221V220H259ZM259 221H257L258 223H259ZM262 221V220H261ZM49 222V221H48ZM82 224H81V223ZM86 222V223H85ZM97 222V221H96ZM152 222H154V221H152ZM231 222V221H230ZM263 223H264V221H262ZM262 222H260L261 224H262ZM54 223V222H53ZM70 223V224H69ZM100 223V222H99ZM151 223V222H150ZM156 223V222H155ZM190 223V222H189ZM202 223V222H201ZM216 223V222H215ZM52 224V223H51ZM89 224V223H88ZM113 224V223H112ZM154 224V223H153ZM158 224H159V222H158ZM175 224H177V223H175ZM183 224V223H182ZM230 224H232V223H230ZM230 224H228L229 226H230ZM58 225V224H57ZM160 225V224H159ZM158 225V226H159ZM162 225V224H161ZM168 225V224H167ZM196 225V224H195ZM211 225V224H210ZM259 225V224H258ZM11 226V225H10ZM44 226V225H43ZM61 226V225H60ZM60 226H58V229H59V227ZM65 226V225H64ZM79 226V225H78ZM152 226V225H151ZM158 226H157V228L156 229H158ZM174 226V225H173ZM177 226V225H176ZM183 226V225H182ZM182 226H179V227H182ZM198 226V225H197ZM206 226V225H205ZM204 226V227H205ZM264 226V225H263ZM263 226H260V228L262 229V231L261 232H259L260 233V235L259 236H261L260 237V239L259 240H261V238L262 237H264V230H263ZM38 227V226H37ZM62 227H63V225H62ZM61 227V228H62ZM69 227V226H68ZM75 227V226H74ZM82 227H83V229H85L84 231H82L83 229H82ZM95 227V226H94ZM96 227H98L99 228V225L98 226H96ZM116 227V228H117ZM155 227V226H154ZM154 227H153V229H154ZM164 227H166V226H164ZM169 227V226H168ZM224 227V226H223ZM246 227V228H245ZM49 228V227H48ZM57 228V227H56ZM64 228V227H63ZM62 228V230H65V229H63ZM101 228H102V226H101ZM100 228V229H101ZM105 228V227H104ZM195 228H196V226H195ZM258 228V227H257ZM260 228H258V229H260ZM95 229V228H94ZM94 229H93V231H94ZM173 229V228H172ZM199 229V228H198ZM205 229V228H204ZM241 229H242V231H241ZM245 229H247V231H249V232H251V233H246L244 230ZM54 230V229H53ZM52 230V231H53ZM60 230V229H59ZM59 230H58V233H59ZM62 230H61V233H62ZM96 230H97V228H96ZM103 230L104 229H102V231L101 232H103ZM171 230V229H170ZM190 230V229H189ZM194 230H196V229H194ZM221 230V229H220ZM238 230H239V232H238ZM50 231V230H49ZM160 231V230H159ZM163 231V230H162ZM198 231V230H197ZM92 232V231H91ZM98 235L99 234H101L102 235V233H100V231H99V229H98ZM105 232H106V230H105ZM108 232H110V231H108ZM112 232H114V231H112ZM178 232V231H177ZM208 232V231H207ZM62 233V234H63ZM96 233H97V231H96ZM186 233V232H185ZM184 233V234H185ZM194 233V232H193ZM200 233H202V232H200ZM215 233V232H214ZM257 233V232H256ZM43 234H45V233H43ZM196 234V233H195ZM258 234V233H257ZM47 235V234H46ZM104 235V234H103ZM107 235V234H106ZM108 235H109V233H108ZM107 235V236H108ZM173 235V234H172ZM189 235V234H188ZM197 235V234H196ZM201 235V234H200ZM42 236V235H41ZM94 236H97V235H94ZM106 236V237H107ZM179 236V235H178ZM257 236V235H256ZM93 237V236H92ZM92 237H90V238H92ZM192 237H194V235L192 236ZM191 236H190V238H192ZM203 237V236H202ZM258 237V236H257ZM54 238V237H53ZM95 238V237H94ZM110 238H111V236H110ZM169 238V237H168ZM176 238V237H175ZM259 238V237H258ZM258 238H256V240L258 239ZM109 239V238H108ZM188 239V238H187ZM213 239V238H212ZM110 240V241H111ZM164 240H166V239H164ZM198 240V239H197ZM221 240V239H220ZM223 240V239H222ZM7 241V240H6ZM9 241V240H8ZM26 241V240H25ZM46 241V240H45ZM103 241V240H102ZM199 241H201L200 239H199ZM226 241V240H225ZM258 241V240H257ZM262 241V240H261ZM263 241H264V239H263ZM38 242V241H37ZM36 242V243H37ZM60 242V241H59ZM104 242V241H103ZM102 242V243H103ZM192 242H195V241H192ZM24 243V242H23ZM51 243V242H50ZM106 243V242H105ZM197 243V242H196ZM204 243V242H203ZM264 243V242H263ZM262 243V244H263ZM95 244V243H94ZM166 244V243H165ZM207 244V243H206ZM218 244H220V242L218 243ZM261 244V243H260ZM261 244V245H262ZM25 245V244H24ZM110 245V244H109ZM171 245V244H170ZM183 245V244H182ZM193 245V244H192ZM195 245H197V244H195ZM195 245H193V246H195ZM202 245V244H201ZM201 245H200V247H201ZM225 245H226V243H225ZM105 246H106V244H105ZM165 246V245H164ZM172 246V245H171ZM187 246H188V244H187ZM191 246V245H190ZM198 246V245H197ZM203 246V245H202ZM224 247L225 248V246H224V244H220V247ZM227 246H230V245H227ZM227 246H226V248H227ZM233 246V245H232ZM92 247V246H91ZM90 247V248H91ZM94 247V246H93ZM99 247H101V246H98V248ZM167 247V246H166ZM170 247V246H169ZM181 247V246H180ZM208 247V246H207ZM231 247V246H230ZM255 247V246H254ZM11 248V247H10ZM19 248H20V246H19ZM57 248V247H56ZM59 248V247H58ZM89 248V249H90ZM97 247H95L94 249H96ZM162 248V247H161ZM172 248V247H171ZM196 249H197V247H195ZM203 248V247H202ZM92 249V248H91ZM101 249V248H100ZM193 249H194V247H193ZM200 249V248H199ZM230 250H231V248H229ZM257 249V248H256ZM1 250V249H0ZM16 250V249H15ZM51 250V249H50ZM173 249H171L170 251H172ZM179 250V249H178ZM192 250V249H191ZM190 250V251H191ZM195 250V249H194ZM212 250V249H211ZM3 251V250H2ZM94 251V250H93ZM101 251H102V249H101ZM107 250L105 249V251H103L101 254L102 255H104V252H106ZM166 251V250H165ZM167 251H169V249L167 250ZM197 251V250H196ZM209 251V250H208ZM215 251V250H214ZM9 252V251H8ZM18 252V251H17ZM82 252V250L80 251V253H79V255L80 254H87L86 252L85 253H81ZM84 252V251H83ZM109 252V251H108ZM203 252V251H202ZM233 252V251H232ZM93 253V252H92ZM94 253H96V252H94ZM159 253H160V251H159ZM158 253V254H159ZM165 253V252H164ZM164 253H163V255H164ZM206 253H209V252H206ZM8 254V253H7ZM162 254V253H161ZM185 254V253H184ZM202 254H204V253H202ZM201 254V255H202ZM61 255V254H60ZM170 255H172V254H170ZM169 255V256H170ZM212 255V254H211ZM237 255V254H236ZM244 255V254H243ZM246 255V254H245ZM28 256V255H27ZM77 256V255H76ZM81 256V255H80ZM84 256V255H83ZM88 256V255H87ZM96 256V255H95ZM98 256V255H97ZM198 256V255H197ZM85 257V256H84ZM161 257H163V256H161ZM161 257L159 258V259H161ZM168 257V256H167ZM174 257H177V256H174ZM206 257H207V255H206ZM250 257V256H249ZM76 258V257H75ZM164 258V257H163ZM162 258V259H163ZM202 258V257H201ZM246 258V257H245ZM244 258V259H245ZM260 258V257H259ZM85 259H88V257H86ZM84 259V260H85ZM165 259V258H164ZM207 259H208V257H207ZM252 259V258H251ZM257 259V258H256ZM11 260V259H10ZM79 260V259H78ZM81 260H83V258L81 259ZM83 260V261H84ZM180 260V259H179ZM210 260V259H209ZM230 260H232V259H230ZM259 260H261V259H259ZM82 261V262H83ZM165 261V260H164ZM178 261V260H177ZM218 261V260H217ZM216 261V262H217ZM78 263L80 262V261H77ZM87 262V261H86ZM225 262V261H224ZM230 262V261H229ZM263 262V261H262ZM261 262V263H262ZM69 263V262H68ZM81 263V262H80ZM79 263V264H80ZM189 263V262H188ZM204 263V262H203ZM213 263V262H212ZM244 263V262H243ZM250 263V262H249ZM252 263V262H251ZM73 264V263H72ZM84 264V263H83ZM167 264V263H166ZM195 264V263H194Z\"/></svg>",
	"mask_w": 264,
	"mask_h": 264
}]
</instances>
